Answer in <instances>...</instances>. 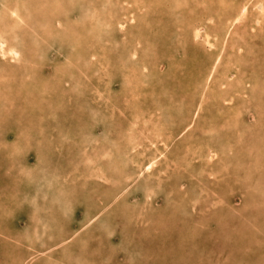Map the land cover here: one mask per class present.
I'll use <instances>...</instances> for the list:
<instances>
[{
  "label": "rangeland",
  "instance_id": "1",
  "mask_svg": "<svg viewBox=\"0 0 264 264\" xmlns=\"http://www.w3.org/2000/svg\"><path fill=\"white\" fill-rule=\"evenodd\" d=\"M24 1H27V3L24 4L22 8H20L18 15H19L20 19L23 18L25 22H19V20H16L14 18L12 19L11 17L9 18V15L11 13L9 11L10 10L9 8L14 6L16 4V1L4 0V2H5L4 6L3 7L0 6V8L5 9V10L1 9V13H0L1 14L0 15V30H2L3 33H4V31L6 32L5 37H7V38H5V39L6 40L8 39L7 40L8 44H12L14 41H16L15 42L16 45L21 47L20 51H21V54L23 57L20 60H24L23 62L21 61V62L17 63V73H14L16 75L15 78L19 79V77H22V81H24V83L25 82L28 83L29 81H31V82H35L34 84H37V83L40 84L42 82L41 81L42 77H44V78L50 77L49 79L47 78V82H49L51 88L54 90L53 93L56 92L54 94L55 95L54 98L53 97L51 98V100L54 102V105L56 106V107L54 106L55 109L53 110V113H55L56 115H59L60 113L61 114L59 116H56L55 114L53 116L52 115L51 116H45L44 115V116H41L39 118V117H37V116H40L39 115L40 113H39L38 115L34 116L36 121L34 118H33L34 122H33V119L31 120L33 125L28 124L29 121H26L27 119H25V118H28V120H29V117H27V116H30V119H31V117H33L30 109H28V106L30 104L29 105H27L25 103L23 104V101H21L19 98H17L18 96L15 95L14 87L10 84V82L8 83V81H10V80H8V75L5 76L6 78L3 77L4 74L2 73V69H3L2 68L3 67L2 66V60H11V59H3V56L0 54V65H1L0 66V80H1L0 81V86H1L0 92H2L4 95L8 92L7 96H4L2 93H0V101L3 102L5 100L4 103H1L3 105V107H2V105H0V111L4 115V117H0V120H1L0 126L2 125L1 126L2 128H0V145L1 146L3 145L2 147L0 146V203H3L7 207H13V206H10V204L12 205V202L10 200H9L10 203H8L9 202L8 198L11 195V193L14 195L17 191L18 194H20V191L23 192V190H25L28 187V186L27 187L22 186V183L24 181H26L25 180L26 179V176H25L26 171L24 169H20V170L18 169L17 170L15 168H11L10 166H8V163L12 157L11 153H13L11 151H13V149H14V152L17 150L18 151L17 153H19L21 151L19 149V146H21L22 144H24L23 146L31 147V150L28 153L29 155H27V156L25 155L24 158H27L28 162H30V164H28L29 168H27V170L32 169V172L29 174L33 175V177H31L32 178L31 184L33 186H35V184H36V186H35V189H36L37 184H38L37 179L39 178L38 174L40 175V173L43 171L44 174L51 175L52 173L51 174L49 173V171H51V164H52V166H54V163L59 160L58 159L59 157H63V156L65 157V160L62 161V166L65 165L66 161L72 160L71 157H75V159L76 158L79 159L77 156L80 154L81 147H79V145L77 144L76 139L74 142H72V144L74 146H72L71 144L66 145L64 142L62 144V142H61L63 139V137H61L62 133H63V135H65V134H67L66 132L70 133L75 128H76V132H77L78 127H83L84 131L86 130L87 134H88V129L91 127H94V132L97 135L96 138H99L100 141H97V143H96L94 140L91 141L88 139L89 142H87V139L84 140L85 143H87L89 145L90 149L91 150L93 149L92 151H95L96 149L101 148V145H104V144L107 145V147H109L110 144L113 146H118V143H119L121 146L122 144H124V142H123L125 139L124 133L128 129L127 124L132 121V118H135V113H136L135 110L136 109L138 110L137 115H140V116L142 115V117L150 118L152 120L153 124H155V121H161L163 123V122L170 121L172 119L173 122L170 124L169 128L171 129L172 128L171 125L173 124L175 131L177 130L174 133H177L179 130H181V125H182L181 124V120H182L181 118L186 117V115H189V114L185 113L184 109H183V112H181V114H178L174 108H173L174 112H172L173 113L172 114L171 113V106L169 104H167V102L173 103V101H175L177 99H183L185 102H187V100H188V104L185 106V108L188 111L190 110L189 108H192V102H193L194 106L197 104V101H196L197 100V95H196L197 94V87L195 86V82H196L195 80L197 78H199L198 76H201L204 73V71H205V70H203V69H205V68H203L205 65L204 61L209 57L208 55H210V52L213 50L210 47H208V45L204 44L201 39H199L197 41L193 40V38H192L193 36H191V33L189 31H188L189 33L187 32L188 29L185 25H187V26L189 25V27L196 25V26H199L202 30H203V28L205 29V27L215 29V28L221 27V26H219L220 24L226 23L225 20L226 19L228 20L229 18H231L232 15L234 16L239 10H244L243 9L244 6L245 7L247 6L248 10L250 8L249 12L244 11V15H245L244 18H240L238 21H233L232 22L233 27H231V28L229 27L230 32L232 34L234 33L237 35L236 38L238 37L237 40H238V42H240L241 47L243 48L238 56H235V57L232 56L230 59L231 60H234V59L235 60H241L240 63L238 64V67L240 68V70H239L240 72H238V74L241 75V72H244L246 74V76L249 77L250 79H253V78L255 79L256 76L257 77L259 76L258 77L259 84H256V86H254L255 87L254 92L252 93V94H254L256 92V94L254 95L255 98L253 99L251 97L250 101L247 103V106H246L247 108H245L246 111H245V109L242 110V113L240 115L241 122L239 123V125L236 128L230 127V124H228L227 115H224V110L226 109L224 104H218V102H217V104L212 103V105L209 103L204 104L201 112H199L200 114L202 113V115L199 114V116H198L199 118L196 120L197 122H195L196 125L198 123L197 126L195 125L196 135H195V133H193L194 134L193 140L194 141L197 140L196 141L197 143H200V144L207 143V145H209V144L213 145V143H215L214 146H215V148H218V149H220V147L223 146L224 143H227L229 140H230L229 142H232V141L234 143L239 142L237 144L238 146L236 145L237 147H235V145L233 146L234 152L232 150V152L229 153L231 155L230 156L227 155V160H226V158H225L226 156H224V154L220 155L219 158L217 157V159H224L225 162H227V161L229 162L228 166H227L228 167L227 170H224V172L222 171L221 174L218 175L219 179H217L218 176H217V178L214 179L213 177H209V176L207 177L206 174L201 175L199 172H198L199 174L196 172L197 168H199V163H198V162H200L199 157L194 158L192 160L193 161L192 167L190 169H186V170H184L183 168H177L173 162H170L169 166L166 167V169H165L166 170L165 171L166 174H164L165 176L160 175L159 173H157L155 171L156 174H155V177L153 178V181H154V179H157L158 176L159 177L162 176L163 180L161 183L162 187H161V189L156 190V194L152 198L153 203L151 205L147 206L145 203H143L144 198L141 197V195L139 193L140 190L137 189L138 192L135 190V188L138 185H140V181H137L136 183H133L132 188L130 187V189H132V190H131V193L129 195L123 194V196L118 198L117 203L115 202V204H113L112 206H109L110 209H109V211L105 212V215H108V218H110V219L116 218L119 221L118 225H121V226L124 225V227H126V229H125V232L121 231L122 234H120V232H114L112 235H108V233L105 231V229H100L101 226L100 225L98 226L99 221L96 222L95 224H93L92 227H90V225L89 226L82 225V224H84V222H81L83 220L82 219V216H83L82 211H83L84 203H85V200L83 198H88L95 203V199L97 198L95 192H105L106 196L110 197V196H112L113 193L118 192L119 189L117 187H114V186L112 187L110 184L108 185L107 183L102 184L101 182L100 183L94 182L90 178H88V179L85 178V173L83 172V171H85V166H81V164L78 166V168H75V169H72L73 166L71 163L68 166L66 164L67 167L66 166H64V167L67 170L66 172H68V175H67L68 178L66 179V182L62 184L64 187V190L68 191V188L70 186L74 185L75 188H73V189L75 191L76 196L81 197V195H82L83 197H81V199L78 198L74 204L75 209H76V216H74V215H73V217L71 216L72 219H69V220H71V222L68 221L65 223V226L68 230L67 231L64 230L65 231L64 233L66 234V237H67L69 242H67L66 245H62V246H63V250L65 249L64 250L65 252L63 254L66 253V256H64L63 260L66 263H70V264L72 263V261L73 262L75 261V264H76V260H74V257H76L79 264H95V263L104 264L105 262H106L105 264H114V263L115 264H117V263L123 264L122 261L124 262V264H130V263L131 264H134V263L139 264L141 262H142V264L144 262L147 264H155V263L158 264L159 262H160V264H161V262H165L162 264H167V263L169 264L170 262L172 264H175V263L178 264L179 262H180L179 264H264V238H262V237H264V229H263L264 228V198H263L264 196L262 195L263 196L262 197L259 192L257 193L258 190L254 191L255 189L254 190L250 189L252 185H251V183L247 177L249 175L244 173L243 171H241L243 166L246 167L248 165L250 167L252 177L254 176V179L257 177L256 183L258 185L261 184L258 187L261 188V186H263L262 190L264 191V185H262V184H264V181H262V180H264V179H262V178H264V175H261L262 171L264 172V169L262 168V167H264V157H263L264 156V153H263V149H264V133H263L264 132V103L262 104V106L258 107L259 110H258V108H256V114L253 113L254 109L252 108V107H254L253 105H254L256 99H258V98L262 99L263 98V100H264V76H263L264 75V15L259 14V11H258V9L260 8V1H263V0H251L252 2L250 0H226V2L228 4L225 3V0H221V1L220 0H218V1L217 0H196V1L195 0H186V2H187L186 7L187 8H184V6H183V9H181V10H178L176 8L177 6L172 5L173 0H164V2H163V0H159V4L154 6V7L150 3L153 0H138V2H139L138 5L141 4L140 6L141 7L143 6L141 8V10H142V12H145L146 15H144V17H142V19L138 21L136 28H134L133 23H129V24L126 23L124 25L127 29L125 28L126 30H122V31L125 32L123 34L127 35V39H136L137 40V38H139L140 42H138V44H137L136 40H134L135 42L130 41L131 44L128 42L127 44H129V45H127V46L125 45V43H122L126 47H129V49L124 48L125 50H123V46L120 45L121 42H123V41L121 40L122 38L120 39V35H122V33H121L122 31H120V29H119L120 27L118 26V23L123 22V20H125V18L128 19L129 17H131L132 14L135 15L136 8L132 5H128L129 8H125L123 6H122V8H120L121 7L120 0H71V1L70 0H58L59 1L58 6H57V4H55L53 2V0L52 1L51 0H44V1L34 0V1H36V3L33 0H24ZM75 1H76V3H74ZM191 1H193V2H191ZM216 1H217V3H216ZM253 1H255V2H253ZM77 2H79V3H77ZM53 3H54V5H53ZM94 3L97 5H94ZM70 4H72V5H70ZM203 4H207V5H203ZM236 4H239V5L237 6ZM248 4H250V6ZM32 5H33V7H32ZM111 5H112V7H111ZM146 5H148V7ZM251 6H252V9H251ZM41 7H42V9H41ZM55 7L58 8L57 13L55 12V10H56ZM149 8H151V10H148ZM215 9H217V10H215ZM226 9H228L227 11L229 13L227 12L228 13L227 14L226 11H223L226 14L225 15L222 12V10H226ZM31 10H32V12H31ZM72 10H73V12H72ZM185 10H188L187 13ZM208 10H210V11L208 12ZM212 10H215V12L214 11L212 12ZM5 11H7V12H5ZM113 11L117 12L119 15L117 13H113ZM253 11H255V12H253ZM67 12H68V14H67ZM69 12H70V15H69ZM140 12L141 11H136V16H138L140 14ZM203 13H205V14H203ZM231 13H232V15H231ZM89 14H90V16H89ZM201 15H204V17H202ZM64 16L65 17L67 16V17L65 18ZM93 16H94V18H93ZM95 16L100 17L102 19L100 22L101 24H99V21L96 22ZM223 17L226 19H224ZM256 17H258V18H256ZM56 18L60 19V26L56 25V21H55ZM208 18H211L214 21L210 22L208 20ZM29 19H30V21H29ZM111 20H113V21H111ZM78 21H81V22H78ZM86 21H87V23H86ZM18 23H19V25H18ZM96 24L98 26H100V28L101 27L103 28V32H101L100 35L98 33L95 34V30L93 29L94 26L97 27ZM107 24H112L114 26L111 25V27H112L111 28ZM138 24H140V25H138ZM16 25H18V26H16ZM67 26H68V28H67ZM237 26H239V27H237ZM234 28H236V29H234ZM21 30L24 32V34ZM73 30H75V31H73ZM130 30H132V31L130 32ZM232 30H233V32H232ZM72 31H73V35H72ZM241 32H243V33L241 34ZM15 33H17V34H15ZM48 33L54 34L53 36L60 35V37L62 38V41H61L62 43L58 40L55 41V42H57V43H55V46L57 45L59 48L57 46L56 47L53 46V47L48 48V45H45V46L43 45V43L41 41L43 40V38ZM21 34H23V35H21ZM66 35H67V38L65 39ZM69 35H70V37H69ZM111 35L115 39V41L117 40L116 43H115V41L113 42V44L107 43L109 41V38L111 37ZM63 36H64V39H63ZM201 36H202V34L200 35V37ZM243 36H245V37H243ZM230 37H232V36H230ZM10 38L12 39V42H11ZM119 39L121 41L120 44L118 43ZM75 40H76V42H75ZM71 41H73V42L71 43ZM100 41H101V44L105 47V49H103L102 48L103 46L101 44H99ZM180 41L184 42V44L181 46L177 44V42H180ZM103 42L105 44H103ZM36 43L38 44V47L36 46L37 45ZM68 43L71 44L70 47H69ZM78 43H80V44H78ZM85 43H88V44H85ZM87 45H89V46H87ZM42 46H44V47H42ZM135 46H137L138 48L136 47L137 48L136 49ZM45 47H47V50ZM67 47H68V49H67ZM131 47H133V50H135L137 53L135 58H132V60H134V59L136 60V58L138 59V57H139L138 60H144L145 62H147V61L151 62L152 61L153 64L149 62L150 64H152L149 68L150 69L153 68V69H151L153 71H154V69H156V70L154 71V73H153L154 75L152 77L147 76V74L146 75L143 74L145 77L140 76V75H138V77H137L135 75L137 78L135 76L133 78L134 79L136 78V83H135L136 85H137V81H138V83H140V84H138L139 87L138 86L136 87L134 85L133 88H131V89L129 88V90L131 92L130 91L127 92L124 88L122 89V87H121V84H123V80L121 79L122 76H120L121 71L119 72L118 69L120 70L119 60L123 61L126 58V56L128 54L127 50H129V51H130V49L132 50ZM99 48H102L105 51H103L102 49L100 50ZM139 48H141V49H139ZM117 49L120 53H118ZM48 50H49V52H47ZM52 50H53V53H52ZM226 50H227V47H225V52H227ZM81 51L82 52L84 51L85 53H81ZM43 52H46V53H43ZM122 53H124V56H122ZM119 54H120V56H118ZM116 56H117V58H116ZM39 57H40V59H39ZM65 58H67V61ZM75 59H76V61H75ZM112 59H114V60L112 61ZM208 59H210V58H208ZM77 60H81V62L79 63V61H77ZM87 60H91V61H87ZM43 61H44V63H43ZM82 61H83V64H81ZM154 61L156 64L154 63ZM86 62H89L90 65H87ZM53 63H55V64H53ZM126 63L130 65L129 61H127ZM38 64H39V66H38ZM68 64L71 66H69ZM131 64L133 66V63H131ZM171 64H173V65H171ZM202 64H204V65H202ZM258 64L261 68L258 66ZM40 65L42 67L44 65L45 66L41 69ZM84 65H85V67L88 66L89 70L86 71L88 73V74H86V77H88V75H90V78L88 77L89 79L84 78V80H82L84 82L83 83L84 88H82L81 93H80L75 88V86L70 85L71 83L68 82V80H69V78H70L69 76L71 75V72L73 70L79 71L78 68L80 66L84 67ZM168 65H170V66H168ZM252 65L254 67H252ZM64 66H65V68H64ZM72 66L74 69L71 68ZM139 67H140L139 65H136V68H139ZM170 67H172V68L170 69ZM104 68L106 70H104ZM168 68H169V70H168ZM23 69H24V71H23ZM54 69H56V70H54ZM8 70H10V69H8ZM60 70L61 71L63 70L64 76L62 75V72ZM40 71H42V72H40ZM262 71H263V73H262ZM22 72H23V74H26V77H24L22 75ZM91 73L92 74L94 73V75H92ZM235 73H237V72H235ZM97 74H98V77H101L105 81H107V79L110 76L111 80H110L109 86L111 88L109 87L110 89H108V92L105 91L103 84L101 83L102 81L98 80V78L96 76ZM118 74H120V75L118 76ZM65 75H67V76L65 77ZM91 75H92V77H91ZM169 75H170V77H169ZM39 76H41V77H39ZM139 76H140V79H139ZM235 76H236V78H238V75H235ZM58 77H61V78L63 77V80L61 78H59L61 80L60 81L58 79ZM186 77L188 80H186ZM1 78H3V79H1ZM92 78H93V80H92ZM64 79H67V80H64ZM90 79H91V81H90ZM160 79H161V81H160ZM192 79H193L194 84L192 83ZM238 79L235 81H238ZM50 80H52V82L56 83V84L59 82V84H57V86H54V88H53V85H51L52 83ZM140 80H142V82ZM173 80H174V82H173ZM255 81H256V79H255ZM90 82H93V83H90ZM98 82H99V85L96 84ZM189 83L192 85L188 88L187 85ZM8 84H10L11 87ZM7 85H8V87H7ZM5 86H6V89H5ZM92 86H94L96 89H99V90L102 89L103 92L101 90L100 93H95L93 91L94 88ZM186 86H187V88H186ZM105 87L107 89V86H105ZM134 87H136L135 90H134ZM2 88L5 91L2 90ZM55 88L56 89L58 88V89L55 90ZM192 88H193V90H192ZM120 89H122V90H120ZM171 89H172V93L170 95H171L172 99L169 100V99H167V93ZM184 89L190 90V91H188V90L186 91V92H189L188 93L189 95L196 93V94H194L195 96L191 97V95H190L189 97H181L182 95L180 94V92ZM88 91H90V93H92L93 97H91V94ZM113 91H114V93H113ZM117 91H118V93H116ZM76 92H77V94H76ZM84 92H86V93L88 92V93L85 94ZM134 92H135V94H134ZM120 93H121V95H119ZM124 93H125V95H123ZM144 93H146V94L144 95ZM163 93H165L166 96L163 95ZM10 94L12 96H10ZM56 94H57V96H56ZM68 94H70L69 95L70 97L68 96ZM82 94H85L86 96L82 95ZM103 94H105V95H103ZM32 95L34 96V94L29 93L30 99H32V97H33ZM76 95H77V97H76ZM89 95H90V97L87 100ZM108 95H110L111 98ZM173 95H174V97H173ZM150 96H151V98H150ZM177 96H179L180 98ZM9 97H10V99L8 100ZM80 97H83V98H80ZM84 97L86 98L87 102L85 101ZM101 97H103L104 99ZM165 97H166V101H165ZM74 98H75V100H73ZM134 98H137V99L134 100ZM157 98H159L158 100H160V101H158ZM2 99H3V101H2ZM114 99H115V102H114ZM144 99H145V101H143ZM231 99H232L231 100L232 105L233 104L235 105L236 102L241 101L240 98L239 97L237 98V96H235V95L231 96ZM82 100H84L83 104H82ZM111 100H112V103H111ZM67 101H69V102L67 103ZM141 101H142V103H141ZM10 102H12V104H10ZM220 102L221 101H219V103ZM61 103H62V105H61ZM77 104H79V105H77ZM24 105H26V106H24ZM74 105L76 107H74ZM92 105H94V106H92ZM237 105L240 106L241 103L240 104L238 103ZM85 106H86V108H85ZM62 107H63V110L61 109ZM92 107H94V108H92ZM177 107H179V106H177ZM29 108H30V106H29ZM140 108H141V110H140ZM16 109H17V111H15ZM128 109H129V111H128ZM217 109H220L222 111V113H221V111H218ZM260 109L262 112H260ZM92 110H94V112ZM103 110H105L106 112ZM64 111H66V113L67 112H69V113L66 114ZM97 111H99L101 117H98L99 115L95 116V115H97V113H96ZM122 111H123V113H122ZM216 111L218 113H216ZM26 112H30L31 114L30 113L28 114ZM75 112H77V114ZM114 113H115V116H114ZM6 114H8L9 116ZM62 114H63V116H62ZM111 114H112V117H110ZM226 114H228V113H226ZM243 114H244V116H243ZM14 115H16V116H14ZM131 115H134V116H131ZM176 115H177V117H176ZM222 115H224V116H222ZM11 116H13V117H11ZM24 116H26V117L24 118ZM118 116H119V118H118ZM126 116L128 117V119ZM81 117H83L85 120ZM55 118H56V120H55ZM86 118H87V123H86ZM188 118H189V116H188ZM11 119H13V120L11 121ZM41 119H43V120H41ZM44 119L47 121V123ZM50 119H52V120H50ZM111 119H113V120H111ZM22 120H23V122H22ZM98 120L102 121V124H100V122ZM256 120L259 121L260 123H262V122L263 123L262 124L259 123L257 126ZM4 121H6V122H4ZM37 122L39 125L37 124ZM65 122H67L69 125H67V123H65ZM75 122H76V124H74ZM82 122L83 123L85 122L86 124L84 123L83 124L84 126H83ZM96 122H98V123H96ZM22 123H24V126L26 125V127L21 126ZM43 123H45V124H43ZM72 123H73V125L70 127V125ZM95 123H96V126H95ZM89 124L91 127H89ZM103 124H104V126H103ZM240 124H241V127L242 126L244 127V129H243V127L242 128L240 127ZM244 124H246V126ZM39 126H41V128ZM65 126H67L66 127L67 129L65 128ZM102 126L104 127L105 131H104ZM224 126L226 128L227 127L228 128L226 129ZM31 127H34V128L31 130ZM125 127H127V128H125ZM208 127L210 129V134L213 130V132L211 134L213 136V138L210 134H206V132H204L202 134V130H205V131L209 130V129H207ZM248 127H249V129H248ZM257 127L259 129H261L262 131L259 130ZM5 128L7 129L8 133H7ZM26 128H27V133H26ZM178 128H180V129L178 130ZM150 129H151V127H150ZM242 129H243V131H242ZM251 129H253V130H251ZM219 130H220V133H218ZM239 130L242 132H244V130H246L247 132L246 133L244 132L246 135L244 133H242V134L244 136H249L248 137L249 139H251V136L253 134H255V137L257 136L256 131H259L260 136L263 137V138H261L260 136L259 137L257 136L259 138V142H257L258 141V139H256L257 137L251 141L252 144L255 146L254 150L255 151L257 150L256 153L259 152L258 153L259 155H257V160H256L257 164H253V163L250 164L251 162L254 161V159H252V158H250L252 161L249 160V156L251 153V151H249V149H252V148L250 146H248L247 139L244 138L243 135H241ZM20 131H21V133H20ZM23 131H24L23 134L25 135L26 138L22 134ZM31 131H32V133H31ZM86 131L84 132L85 136L87 135ZM102 131H104L103 132L104 134L101 133ZM106 131H108L109 134L105 133ZM222 131H223V133H222ZM13 132L14 133L19 132L18 134H20V136H19L20 140L15 141L13 139V137H14ZM33 132H34V134H33ZM165 132H167V131L165 130ZM236 132H238V133H236ZM27 134H29V135H27ZM30 134H31L33 142L31 141ZM37 134L40 136V138ZM77 134H79V135H77ZM77 134H75V135H77V139L79 136H80V138H82L79 131ZM113 134H114V136H113ZM237 134H240V135H237ZM205 135H207V136L205 137ZM103 136L105 137V141L103 139L104 138ZM108 136H110V138H108ZM111 136H113L112 139H111ZM209 136H211V137H209ZM218 136H220L219 137L220 139L218 138ZM41 137H42V141L40 142L39 140H41ZM4 138H5V140H4ZM27 138H29L30 140ZM33 138L36 140H33ZM48 138H49L48 141H50V138H51V141L49 142V144H47ZM215 138H217V139H215ZM106 139H107V141H106ZM204 139H207V140H204ZM237 139H238V141H237ZM239 139H240V141H239ZM245 139H246V141H245ZM225 140H226V142H225ZM260 140H263V141H260ZM10 141H12V142H10ZM38 141H39V143H38ZM116 141H118L117 145H116ZM189 141H190V138H188V136H184L183 134L175 137L174 140L172 142H170L169 150H168V152H166V155L170 159L169 161L173 160L171 157L173 155H176L177 152H178V154H180L182 152L185 153L186 149H184L185 148L184 144L189 142ZM243 141L245 142L244 144L242 143ZM13 142L14 143L16 142L15 145ZM25 142H27V143L25 144ZM59 142L62 144L63 147L67 146L66 151L64 150L63 153L61 152L62 149H60L61 145L58 144ZM17 143H20L21 145L18 146ZM257 143H258V146L256 147ZM242 144H243V148H242ZM4 145H6V146H4ZM259 145H262V146H259ZM45 146H46V148H45ZM3 147H5V149ZM9 147L10 148L12 147L11 150ZM77 148L79 149L78 153L75 152L77 150ZM46 149H48L47 153L45 152ZM74 149H75V151H74ZM2 150H3V153H1ZM35 150H36V152H34ZM91 150H90V153H91ZM140 150H142V149H140ZM58 151H60V153H62V155H59L60 153H58ZM67 151L69 152L68 154H67ZM252 151H253V149H252ZM81 155L82 154H80V158H82ZM7 157H9L8 158L9 160H7ZM41 157H42V160H41ZM236 157H237V159H236ZM34 158H35V161H34ZM50 158H52V159H50ZM187 158H188V160H190L192 158V156H191V158H189L187 155ZM197 158H199V160ZM228 158H230V159H228ZM195 159H196V161H195ZM217 159L213 161V163H212L213 166L215 163L219 164L218 161L220 162V160H217ZM258 159L261 161L260 162L261 166L258 164V161H259ZM38 160H40V163H37ZM139 161H140V159H139ZM144 161H143V163H144ZM23 162H25V160ZM25 163L27 164V162H25ZM59 163H60V161H59ZM20 164L24 165V164H22V162ZM240 167H241V169H240ZM258 167H259L258 170L259 171L261 170V173L258 175L252 173V169L254 168L253 172H255V168L257 169ZM126 168H128L127 170H129V171H135L134 165H131V164H129V166L125 165L124 171H127ZM210 168L214 169L213 167H210ZM229 169H230V172H228ZM107 170H108L109 174L113 177H117L119 175L116 171L113 170V167L112 168L110 167ZM157 170L159 172L162 171L159 169V167L157 168ZM13 172H14V174H13ZM73 172H74V174H73ZM77 173L79 174L78 176H77ZM233 173H235V174H233ZM197 174H198V177H197ZM14 175L16 176V178ZM199 176H201L200 177L201 179L199 178ZM220 176H221V178H220ZM206 177H207V179H206ZM196 178H198L197 181H196ZM86 179H87V182H85ZM202 179L205 181H203ZM258 179H260L261 181L260 180L258 181ZM4 180H6V182H3ZM199 181H200V183H199ZM202 181L204 184L202 183ZM215 182H217V183H215ZM212 183H214V184H212ZM9 184H10V186H9ZM215 184H217V185H215ZM222 184L225 186H223ZM19 185H20V187H19ZM201 185L202 186L204 185V186L202 187ZM178 186H180V187L178 188ZM218 186L221 187V189ZM84 187L90 188V191L92 193L91 192L86 193V191L84 190L85 189ZM195 187H197V188H195ZM216 187H218V188H216ZM198 188H199V190H201V188H204L205 190L204 189H202V190L204 192H208L207 195H205L206 193L205 194L201 193L199 195L200 196L199 198H201V199H199L200 200L199 206L202 203H203V205H201L202 207L209 206L208 204L210 203V201L212 202V199H213L212 196L215 197L216 194H217L216 196H220L223 199H226V201L228 200L229 196H231L229 201L232 203L233 208L238 210L237 213L242 212L244 214L240 216V214L235 213V215H234L235 217L233 216V219L235 221H238V222H231L229 218H227V219L223 218L224 220L221 219L219 221L218 220V218H219L218 213H217V215H214V210H216L218 207H219L218 209H220V210L224 209L225 212L224 211L223 212L226 215L228 213L227 208L229 206L225 207L223 205L224 207H221L220 205H222V204H220V205H216L215 207L210 206L213 208L209 207L210 209L208 208V210H207V208L202 209L201 207H198L195 211L192 210L190 207V204H188V201H189V199H191L193 197V194L195 192L196 193L194 195H196L198 192H200L198 190ZM56 189H60L59 186L56 185L55 190ZM222 189H224L225 191L224 190L222 191ZM64 190H62V191H64ZM194 190H196V191H194ZM215 191H216V194H215ZM37 193L40 194L39 192H37ZM184 193H186V195H184ZM89 195H91V196H89ZM207 196H209V198ZM42 197H39V199L37 198V200L41 203H44L50 196H48V197L46 196L45 198H44V196H42ZM41 198L43 201H41ZM60 198H63V196ZM186 198H188L187 201L185 200ZM206 198H208V199H206ZM53 199L55 200L56 198L53 197ZM251 199H252V204H250V208L248 209L245 206V203L247 204L246 201H249V200L251 202ZM261 199H262V202H261ZM1 200H3L4 202H1ZM6 200L8 202H6ZM49 200H51V198H49ZM207 200H209V202H207ZM15 201L16 202L19 201L18 202L19 208H23L22 210H26L28 213H30V211L32 210L31 205L28 206V201L26 200V198H24V196L22 198H18ZM21 202H23V203H21ZM85 204H87V203H85ZM23 205L25 206V208L22 207ZM256 205H258V206L260 205V207H258V206L256 207ZM5 206H3V207H5ZM121 207L128 209L127 214L124 213L122 215ZM199 208L201 210H203V213H202V211L199 212V210H198ZM245 208L247 210H245ZM258 208H259V210L261 208L262 209L259 211ZM47 209H48V207H47ZM129 209H130V211H129ZM256 209H257V211H256ZM2 210L4 211L5 209L0 208V211H2ZM138 210L140 211V214H138V212H137ZM211 210H212V212H211ZM94 211L97 212V208ZM182 212H183V214H182ZM49 213L55 214V212H52V211ZM248 213H249V215H251V218H247ZM134 214H135V216H134ZM142 214H143V216H140ZM154 214H156L157 216H155ZM159 214H160V216H159ZM210 214H211V217H210ZM215 214H216V211H215ZM236 214H237V216H239L238 220L236 218ZM97 215H98L97 218H99L101 216L100 214H97ZM221 215H223V214H221ZM258 215H259V217H257ZM47 216L49 217L50 215L47 214ZM66 216H67V218L70 217V215H66ZM24 217L25 216L23 215V212H21L17 215V217L15 216V219L13 221L10 220V222H7L8 221V219H7L6 222H2L4 224L3 228H5L4 230H7L8 232L4 233L5 234L4 237L0 236V241L5 240V243L3 242L2 245H0V264H21L22 260L26 256H28L29 253H31V251H32L31 247L35 251H38V253H35L34 259L31 261H27L26 264L27 263L28 264H56L57 263L56 261H55V263L53 261L52 262L48 261V257L47 258L45 257V256H47V253L43 254V252H42V251H44V250H42L43 249L42 247H47L46 246L47 243L49 245L51 242L54 241V235L53 234H56V231H58V229H59V228H55L52 225V222H57L56 218H54L53 216L49 217V218L47 217L48 220L50 219L49 222H51L50 223L51 226L47 227V229L44 228L43 232L39 231L37 233H34L35 231H33V227H32V225H33L32 223L34 221H31L30 217H27V218L26 217L24 218ZM128 217H130V218L133 217V222H131V221L127 222ZM256 217L258 218V220ZM28 218H29V220H28ZM156 218H157V220H156ZM177 218H178V220H177ZM153 219H155V220H153ZM215 219H216V221L214 222L213 220H215ZM123 220H124V222H123ZM193 220L199 221V223L198 222L195 223L196 221L194 222ZM28 221H30V222H28ZM140 221L141 222L143 221L144 223L143 222L141 223ZM176 221L178 223H176ZM192 221H193V223H191ZM201 221H203L204 223ZM184 222H186V223H184ZM9 224H10V226H9ZM29 224H30V226H29ZM142 224H144V225H142ZM188 224H189V226H188ZM191 224L193 226H195L197 229V230L196 229L194 230L193 234H190V232H188L192 226ZM70 225H71V228H70ZM145 225H149V226H145ZM197 225H199V226H197ZM240 225H242V226H240ZM257 225H260V226H257ZM26 226H28V227H26ZM262 226H263V228H262ZM77 227H79V229H78L79 233L76 236L71 237L70 236L71 233H69V232H71L70 229L77 228ZM9 228H11V229L9 230ZM40 228H42V227H40ZM40 228L38 230H40ZM154 228H156V230ZM19 229L21 232L19 231ZM186 230H188V231H186ZM129 231H131V232H129ZM198 231H200V232H198ZM134 232H135V234H134ZM164 232H165V234H164ZM31 233H32V235H31ZM47 233L50 235H48ZM129 233L131 235H127ZM143 233L146 236L147 235L148 236L147 237L144 236ZM155 233H157V234H155ZM185 233H187L186 236L189 237L188 239L191 238L190 240H188L187 237L185 239V235H184ZM196 233H198V234H196ZM58 234H59L60 238L63 235L62 232L59 233V231H58ZM179 234H180V236H179ZM214 235H216V236L214 237ZM222 235H223V237H222ZM242 235H244L245 237ZM206 236L208 237L207 239H206ZM219 236H221V237H219ZM28 237H29V240L31 238L33 240L31 239V241H29ZM123 237H124V239H123ZM211 237H212V239H211ZM217 237H219V238H217ZM25 238H26V240H28L27 242H26ZM37 238H39V239L37 240ZM94 238L96 241H94ZM148 238L152 241H150ZM180 238L182 240H180ZM222 238H223V240H222ZM34 239H36V240H34ZM40 239H42V240H40ZM121 239H122V242L119 241ZM145 239H146V242H148L147 244L145 243ZM224 239H225V241H224ZM137 240H139V241H137ZM164 240H165V242L163 243ZM210 240H211V242H210ZM216 240L218 241V243ZM36 241H37V243H36ZM174 241H175V244L172 243ZM203 241H205V242H203ZM206 241L208 243H206ZM92 242H94V245L96 243V245L93 246ZM113 242H114V244H113ZM127 242L129 244V246H128ZM152 242H155V243H152ZM213 242H215V244ZM230 242H231V244H230ZM32 243H35V244H32ZM104 243H105V245H104ZM142 243H143V245H142ZM161 243L163 245L162 251H161L162 247H161V245H159ZM170 243H171V246H170ZM183 243H185V244H183ZM40 244H42V246ZM157 244L160 248L157 247ZM201 244H203V245L201 246ZM39 245H40V247H39ZM100 245H101V247L103 246L104 248L105 247L106 248L104 249L102 247L100 249ZM107 245H109V246H107ZM132 245L136 246V247H133ZM146 245H148V247ZM173 245H174L175 250L173 248ZM213 245H214V248H213ZM131 246L133 247V249L131 248ZM229 246H232V247H229ZM89 247H91L90 248L91 250L89 249ZM109 247H110V249H109ZM111 247L115 251L114 252L115 254L112 253L113 250ZM120 247L122 248V250H120ZM155 247L159 248V249H156ZM168 247L170 249H168ZM171 247L173 249H171ZM230 248H231V250H230ZM69 249L72 251H70ZM125 249H126V252L124 251ZM143 249L144 250L146 249V250L142 251ZM180 249H182V250H180ZM86 250H89V251L86 252ZM99 250L101 252H99ZM107 250L109 252L111 250L112 251L109 253V252H107ZM139 250L141 251V253L146 252V254L144 253L145 256H141L144 254L143 253L141 254ZM147 250H149L150 253ZM169 250L170 251L174 250V252H176V253H174L173 251L170 253ZM75 251H76V253H75ZM105 251H106V253H105ZM160 251H161V253L164 251L165 254L169 251V253L166 254L167 257H164L165 254L164 253L160 254ZM221 251H223V252H221ZM57 252H58L57 249H53L52 254H54L55 259H57L58 256L61 255L60 253H57ZM98 252H99L98 256L95 257ZM103 252H104V256H103ZM116 252H118V254ZM100 253H102V254H100ZM108 253L110 255L112 253L111 257L108 255ZM136 253H137V256H136ZM155 253L158 254L160 259L158 258V256ZM38 254H41L42 256L38 255ZM138 254H139V257L143 258V260H142V258H138ZM147 254H149L150 257H148ZM99 255L100 256L102 255V257H100ZM114 255H116V256H114ZM230 255H233V256H230ZM152 256H153V258H151ZM175 256H176V258H175ZM177 256L179 259H177ZM67 257H68V259H67ZM86 257H88L89 259ZM91 257L93 258L92 260H91ZM99 257H100V259H99ZM161 257L165 260L164 261H163V259L161 260ZM83 258H86V260L89 263L87 261H85V259H83ZM108 258H109V261H107ZM111 258H113V260ZM166 258H168V260H166ZM214 258H216V259H214ZM219 258H221V259H219ZM225 258H226V260H225ZM126 259L127 260L129 259V261H128L129 263L125 262ZM139 259H141V260L138 263ZM175 259H177L179 262H177ZM107 262H110V263H107ZM57 264H59V263H57Z\"/></svg>",
  "mask_w": 264,
  "mask_h": 264
},
{
  "label": "bare ground",
  "instance_id": "2",
  "mask_svg": "<svg viewBox=\"0 0 264 264\" xmlns=\"http://www.w3.org/2000/svg\"><path fill=\"white\" fill-rule=\"evenodd\" d=\"M13 1H16V4L14 5V6H12V7H10L9 9V11L11 12L10 13V15H9V18L11 17L12 19L14 18V19H16V20H19V22H25L24 21V19L22 18V19H20V17H19V15H18V12H19V10H20V8H22L23 7V5L24 4H26L27 3V1H24V0H13ZM34 1V0H33ZM40 1H44V0H40ZM52 1V0H51ZM71 1V0H70ZM196 1V0H195ZM218 1V0H217ZM217 1H216V3H217ZM221 1V0H220ZM251 1V0H250ZM35 3H36V1H34ZM53 2L55 3V4H57V6L59 5L58 4V0H53ZM112 2V1H111ZM110 2V3H111ZM120 5H121V7L120 8H122V6L123 7H125V8H129L128 7V5H132V6H134L135 8H136V11H141L142 12V10H141V8L143 7H141L140 5H138V0H120ZM163 2H164V0H163ZM162 2V3H163ZM191 2H193V1H191ZM199 2V1H198ZM204 2V1H203ZM206 2V1H205ZM210 2V1H209ZM223 2V1H222ZM242 2V1H241ZM245 2V1H244ZM252 2V1H251ZM253 2H255V1H253ZM54 3H53V5H54ZM71 3V2H70ZM74 3H76V1L74 2ZM77 3H79V2H77ZM151 4H152V6L154 7V6H156V5H158L159 4V0H153V1H151L150 2ZM202 3V2H201ZM225 3H227L226 2V0H225ZM230 3V2H229ZM238 3V2H237ZM4 4H5V2H4V0H0V6H4ZM81 4V3H80ZM119 4V3H118ZM224 4V3H223ZM228 4V3H227ZM70 5H72V4H70ZM82 5V4H81ZM94 5H97V4H95L94 3ZM113 5V4H112ZM112 5H111V7H112ZM149 5V4H148ZM148 5H146L147 7H148ZM161 5V4H160ZM159 5V6H160ZM172 5L173 6H177L176 8L178 9V10H181V9H183V6H184V8H187L186 7V5H187V2H186V0H173V2H172ZM203 5H207V4H203ZM220 5V4H219ZM237 6L239 5V4H236ZM243 5V4H242ZM249 6H250V4H248ZM19 6V7H18ZM27 6V5H26ZM35 6V5H34ZM236 6V7H237ZM241 6V5H240ZM239 6V7H240ZM255 6V5H254ZM32 7H33V5H32ZM46 7V6H45ZM114 7V6H113ZM222 7V6H221ZM235 7V6H234ZM242 7V6H241ZM240 7V8H241ZM258 7V6H257ZM152 8V7H151ZM151 8H149L148 10H151ZM220 8V7H219ZM259 8V7H258ZM1 9H3V8H0V13H1ZM24 9V8H23ZM28 9V8H27ZM41 9H42V7H41ZM55 9L57 10H55V12L57 13L58 12V8H56L55 7ZM176 9V10H177ZM218 9V8H217ZM217 9H215V10H217ZM243 9L244 10H239L234 16L232 15V13H231V15H232V17L231 18H229L228 20L226 19V18H224V19H226L225 20V22L226 23H222V24H220L219 26H221V27H218V28H215V29H211V28H207V27H205V29L203 28V30L199 27V26H196V25H194V26H191V27H189V25L187 26V25H185L186 27H187V32L189 31L190 33H191V36H193L192 38H193V40H195V41H197V40H199V39H201L202 41H203V43L204 44H206V45H208V47H210L211 49H213L211 52H210V55H208L209 57L208 58H210V59H206L205 61H204V64H202V65H204V67L203 68H205V69H203V70H205L204 71V73L201 75V76H198L199 78H197L194 82H195V86L197 87V94L196 93H193V94H190L191 95V97L192 96H195L194 94H196L197 95V104L194 106L193 105V102H192V108H189L190 110L188 111L186 108H185V106L188 104V100H187V102H185L183 99H177V100H175V101H173V103H169V102H167V104H169L170 106H171V113L172 112H174L173 111V108L175 109V111L178 113V114H181V112H183V109L185 110V113H187V114H189V115H186V117H182L181 119V130H179L180 128H178V132L177 133H174V132H176L175 131V129H174V127H173V124L171 125L172 126V128L170 129L169 127H170V124L173 122V120L171 119L170 121H167V122H161V121H155V124H153L152 123V120L150 119V118H145V117H142V115L140 116V115H137V112H138V110L136 109L135 110V118H132V121L130 122V123H128L127 125H128V129L126 130V132L124 133L125 135H124V144H122L121 146H120V144L118 143V141H116V145H117V143H118V146H113V145H109V147H107V145H101V148H98V149H96L95 151H92L91 149H90V147H89V145L87 144V143H85V141L84 140H86L87 139V142H89L88 141V139L89 140H94L96 143H97V141H100L99 140V138H96L97 137V135H96V133L94 132V127H91L90 126V124H89V127H91V128H89L88 129V134H87V131H86V136H85V134H84V129H83V127H78L77 128V132H76V128L75 129H73L70 133H68V132H66L67 134H65V135H63V133H62V136L61 137H63V139H62V144H63V142L66 144V145H68V144H71L72 146H74L73 144H72V142H74L75 141V139H76V141H77V144L79 145V147H81V151H80V154H82L81 155V157L82 158H80V154L77 156L79 159H75V157H71V159L72 160H70V161H66V163H65V165L64 166H66V164H67V166L71 163L72 164V169H75V168H78V166L81 164V166H85V171H83L84 173H85V178H90L92 181H94V182H101L102 184L103 183H107L108 185L110 184L112 187L114 186V187H117L118 189H119V191L118 192H116V193H113L112 194V196H110V197H107L106 196V193L105 192H95V194H96V196H97V198L95 199V203L92 201V200H90V199H88V198H83L84 200H85V203H87V204H85L84 203V208H83V211H82V214H83V216H82V221L81 222H84V224H82V225H86V226H89L90 225V227H92L93 226V224H95L96 222H98V226L100 225L101 227H100V229H105V231L108 233V235H112L114 232H120V234H122L121 233V231H124L125 232V229H126V227H124V225L123 226H121V225H118L119 223V221L116 219V218H112V219H110V218H108V215H105V212H107V211H109V206H112L113 204H115V202L117 203L118 202V198H120L121 196H123V194L125 195V194H130L131 193V190L132 189H130V187L132 188V185H133V183H136L137 181H140V185H138L136 188H135V190L138 192V190H140L139 191V193H140V195H141V197H143L144 199H143V203H145L147 206L148 205H151L152 203H153V196H155V194H156V190L157 189H161V187H162V176H158V178L157 179H154V181H153V178L155 177V171L157 172V173H159L160 175H164V174H166V167H168L169 166V164H170V162H173L174 163V165L177 167V168H183L184 170H186V169H190L191 167H192V163H193V159L194 158H196V157H199L200 158V162H198L199 163V168H197V170H196V172L198 173H200L201 175L202 174H206V176L208 177H213L214 179L215 178H217V176L218 175H220L221 174V172L223 171L224 172V170H227V166H228V161L227 162H225V160L224 159H217V157L219 158L220 157V155H222V154H224V156H226L225 158H226V160H227V155H231V154H229L230 152H232V150H233V146L235 145V147H237L238 145V143H234L233 141L232 142H229L228 140V142L227 143H224L223 144V146H221L220 147V149H218V148H215V143H213V145H207V143H203V144H200V143H197L196 141H194L193 140V133H195V125H196V123L195 122H197L196 120L199 118L198 116H199V112H201V110H202V108H203V106H204V104H211L212 105V103L213 104H217V102H218V104H224L225 105V107H226V109L224 110V115H227V119H228V124H230V127H233V128H236L238 125H239V123L241 122V118H240V115H241V113H242V110L243 109H245V108H247L246 106H247V103L250 101V99H251V97L254 99L255 97H254V95L256 94V92L254 93V94H252L253 92H254V86H256V84H259V80H258V77L256 76V81H255V79L253 78V79H250L249 77H247L246 76V74L244 73V72H241V75L240 74H238V72H240L239 70H240V68L238 67V64L240 63V61L241 60H231L230 58L232 57V56H238L239 54H240V52L242 51V47H241V44H240V42H238V40H237V38H236V34H232L231 32H230V28L231 27H233L232 26V22L233 21H238L240 18H244V11H248L249 12V10H250V8H249V10H248V8H247V6L245 7H243ZM247 9V10H246ZM251 9H252V6H251ZM3 10H5V9H3ZM33 10V9H32ZM32 10H31V12H32ZM49 10V9H48ZM77 10V9H76ZM95 10V9H94ZM98 10V9H97ZM215 10H212V12L214 11L215 12ZM228 9H226V10H222V12L223 11H226V13L228 12L227 11ZM231 10V9H230ZM257 10V9H256ZM30 11V10H29ZM80 11V10H79ZM78 11V12H79ZM96 11V10H95ZM136 11H135V15H131V17H129L128 19L127 18H125V20H123V22H119L118 23V26L120 27H118L119 29H120V31H122V30H126L127 28L125 27V25L124 24H126V23H133V26H134V28H136L137 27V23H138V21L139 20H141L142 19V17H144V15H146L145 14V12H140V14L138 15V16H136ZM186 11V13H187V11L188 10H185ZM205 11V10H204ZM210 10H208V12H209ZM258 11H259V14H261V15H264V0L263 1H260V8L258 9ZM5 12H7V11H5ZM72 12H73V10H72ZM77 12V13H78ZM99 12V11H98ZM104 12V11H103ZM119 12V11H118ZM207 12V11H206ZM251 12V11H250ZM253 12H255V11H253ZM24 13V12H23ZM113 13H117V12H114L113 11ZM121 13V12H120ZM224 13V12H223ZM229 13V12H228ZM227 13V14H228ZM246 13V12H245ZM62 14V13H61ZM67 14H68V12H67ZM97 14V13H96ZM118 14V13H117ZM122 14V13H121ZM203 14H205V13H203ZM225 14V13H224ZM1 15V14H0ZM24 15V14H23ZM37 15V14H36ZM69 15H70V12H69ZM92 15V14H91ZM98 15V14H97ZM114 15V14H113ZM119 15V14H118ZM117 15V16H118ZM222 15V14H221ZM226 15V14H225ZM33 16V15H32ZM89 16H90V14H89ZM105 16V15H104ZM202 17H204V15H201ZM224 16V15H223ZM24 17V16H23ZM37 17V16H36ZM39 17V16H38ZM65 17V16H64ZM67 17V16H66ZM65 17V18H66ZM96 17V16H95ZM116 17V16H115ZM123 17V16H122ZM121 17V18H122ZM93 18H94V16H93ZM256 18H258V17H256ZM45 19V18H44ZM86 19V18H85ZM84 19V20H85ZM106 19V18H105ZM101 18L100 17H96V22L97 21H99V24H101L100 22H101ZM202 20V19H201ZM208 20L210 21V22H213L214 20H212L211 18H208ZM29 21H30V19H29ZM33 21V20H32ZM55 21H56V25H58V26H60V19L59 18H56L55 19ZM69 21V20H68ZM95 21V20H94ZM107 21V20H106ZM111 21H113V20H111ZM48 22V21H47ZM78 22H81V21H78ZM90 22V21H89ZM49 23V22H48ZM65 23V22H64ZM86 23H87V21H86ZM94 23V22H93ZM110 23V22H109ZM17 24V23H16ZM66 24V23H65ZM92 24V23H91ZM195 24V23H194ZM238 24V23H237ZM18 25H19V23H18ZM18 25H16V26H18ZM27 25V24H26ZM62 25V24H61ZM97 25V24H96ZM108 26H110L111 27V25L112 24H107ZM106 25V26H107ZM138 25H140V24H138ZM193 25V24H192ZM252 25V24H251ZM93 26V25H92ZM102 26V25H101ZM112 26H114V25H112ZM236 26V25H235ZM253 26V25H252ZM70 27V26H69ZM98 27V28H97ZM97 27H95L94 26V30H95V34L96 33H98L99 35H100V33L101 32H103V28L101 27L100 28V26H98L97 25ZM230 27V28H229ZM237 27H239V26H237ZM17 28V27H16ZM50 28V27H49ZM67 28H68V26H67ZM76 28V27H75ZM112 28V27H111ZM110 28V29H111ZM126 28V29H125ZM132 28V27H131ZM244 28V27H243ZM25 29V28H24ZM108 29V28H107ZM116 29V28H115ZM133 29V28H132ZM234 29H236V28H234ZM39 30V29H38ZM70 30V29H69ZM76 30V29H75ZM75 30H73V31H75ZM78 30V29H77ZM93 30V31H94ZM137 30V29H136ZM135 30V31H136ZM22 31V30H21ZM28 31V30H27ZM71 31V30H70ZM73 31H72V35H73ZM113 31V30H112ZM128 31V30H127ZM132 30H130V32H131ZM134 31V32H135ZM139 31V30H138ZM16 32V31H15ZM23 32V31H22ZM55 32V31H54ZM53 32V33H54ZM105 32V31H104ZM188 32V33H189ZM232 32H233V30H232ZM249 32V31H248ZM5 31H4V33H3V31L2 30H0V54L3 56V59H11V60H2V73L4 74V78H6L5 76L6 75H8V80H10V81H8V83L10 82V84L14 87V93H15V95H17L18 97L17 98H19L21 101H23V104L25 103V104H27V105H29L30 106V108H29V106H28V109H30V111H31V113H32V115H33V117H31V119H30V116H27V117H29V120H28V118H25L26 116H24V118L25 119H27L26 121H29L28 122V124H31V125H33L32 124V122H31V120L34 118V116L35 115H38L39 113V115L40 116H37V117H41V116H53L55 113H53V110L55 109L54 108V102L51 100V98L53 97L54 98V94L56 93H53V89L51 88V86H50V84H49V82H47V78L48 77H42L41 79V83L40 84H34L35 82H31V81H29L28 83H24V81H22V77H19V79H16L15 77H16V75L14 74V73H17V63H19V62H23L24 60H20L23 56H22V54H21V47L20 46H18V45H16V41H14L12 44H8L7 43V40L5 39V38H7V37H5L6 35H5ZM59 33V32H58ZM62 33V32H61ZM114 33V32H113ZM122 33V35H120V39L123 41V42H121L120 41V39H119V44H120V42H121V46H123V50H125L124 48H127V49H129V47H126L127 45H129V44H127L128 42L130 43V41H134V40H136V39H127V35H125V34H123V33H125V32H121ZM120 33V34H121ZM127 33V32H126ZM133 33V32H132ZM237 33V32H236ZM243 32H241V34H242ZM250 33V32H249ZM252 33V32H251ZM15 34H17V33H15ZM23 34H24V32H23ZM23 34H21V35H23ZM69 34V33H68ZM76 34V33H75ZM94 34V33H93ZM109 34V33H108ZM202 34V36L200 37V35ZM54 34H50V33H48L44 38H43V40L41 41L42 43H43V45L45 46V45H48V48L49 47H53V46H55V43H57V42H55V41H62V38L60 37V35H55V36H53ZM79 35V34H78ZM137 35V34H136ZM189 35V34H188ZM138 36V35H137ZM230 36H232V37H230ZM239 36V35H238ZM242 36V35H241ZM240 36V37H241ZM247 36V35H246ZM42 37V36H41ZM69 37H70V35H69ZM72 37V36H71ZM98 37V36H97ZM109 37V36H108ZM107 37V38H108ZM118 37V36H117ZM124 37V38H123ZM243 37H245V36H243ZM26 38V37H25ZM67 38V35L65 36V39ZM80 38V37H79ZM95 38V37H94ZM242 38V37H241ZM11 39V38H10ZM30 39V38H29ZM33 39V38H32ZM63 39H64V36H63ZM74 39V38H73ZM243 39V38H242ZM99 40V39H98ZM106 40V39H105ZM126 42H125V41ZM103 41V40H102ZM115 41V39L112 37V35H111V37L109 38V41L107 42V43H110V44H113V42ZM117 41V40H116ZM116 41H115V43H116ZM262 41V40H261ZM10 42V41H9ZM11 42H12V39H11ZM37 42V41H36ZM73 41H71V43H72ZM75 42H76V40H75ZM74 42V43H75ZM80 42V41H79ZM85 42V41H84ZM135 42V41H134ZM138 42H140V40H139V38H137V40H136V43L138 44ZM33 43V42H32ZM62 43V42H61ZM70 43V42H69ZM68 43V45H69V47H70V45L71 44H69ZM89 43V42H88ZM88 43H85V44H88ZM106 43V44H107ZM117 43V44H118ZM122 43H125V45L124 44H122ZM37 44V43H36ZM41 44V43H40ZM67 44V43H66ZM65 44V45H66ZM78 44H80V43H78ZM99 44H101V41L99 42ZM103 44H105L104 42H103ZM109 44V45H110ZM118 44V45H119ZM131 44V43H130ZM177 44L178 45H183L184 44V42H182V41H180V42H177ZM102 45V44H101ZM108 45V46H109ZM37 47H38V44L36 45ZM44 46H42V47H44ZM57 46V45H56ZM55 46V47H56ZM80 46V45H79ZM83 46V45H82ZM86 46V45H85ZM87 46H89V45H87ZM103 46V45H102ZM111 46V45H110ZM117 46V45H116ZM138 46V45H137ZM137 46H135V48L137 47ZM58 47V46H57ZM62 47V46H61ZM101 47V46H100ZM183 47V46H182ZM181 47V48H182ZM225 47H227V52H225ZM259 47V46H258ZM46 48V50H47V47H45ZM59 48V47H58ZM57 48V49H58ZM103 49H105V47L103 46L102 47ZM102 48H99L100 50L102 49ZM111 48V47H110ZM132 48V50L130 49V51L129 50H127L128 51V54H127V56H126V58L122 61V60H119V66H120V70L118 69V71L120 72L121 71V75L120 74H118V76L120 75V76H122V80H123V84H121V87H122V89L124 88L127 92L128 91H130L129 90V88L131 89V88H133V86L135 85L136 87L138 86L139 87V85L138 84H140V83H138V81H137V85L135 84L136 83V78L138 77V75H140V76H143V77H145L143 74H147V76H153L154 74V71L156 70V69H154V71L153 70H151V69H153V68H149L152 64H153V62L151 61H149L150 63H152V64H150L148 61L147 62H145L144 60H138L139 59V57H138V59L136 58V60L134 59V60H132V58H135V56L137 55V53H136V51L135 50H133V47H131ZM138 48V47H137ZM136 48V49H137ZM180 48V47H179ZM256 48V47H255ZM38 49V48H37ZM52 49V48H51ZM50 49V50H51ZM67 49H68V47H67ZM70 49V48H69ZM102 49V50H103ZM139 49H141V48H139ZM176 49V48H175ZM183 49V48H182ZM45 50V51H46ZM71 50V49H70ZM110 50V49H109ZM215 50V51H214ZM37 51V50H36ZM79 51V50H78ZM103 51H105V50H103ZM117 51H118V49H117ZM116 51V52H117ZM47 52H49V50L47 51ZM51 52V51H50ZM62 52V51H61ZM60 52V53H61ZM80 52V51H79ZM114 52V51H113ZM126 52V51H125ZM43 53H46V52H43ZM52 53H53V50H52ZM81 53H85L84 51L82 52L81 51ZM105 53V52H104ZM108 53V52H107ZM118 53H120L119 51H118ZM48 54V53H47ZM56 54V53H55ZM77 54V53H76ZM80 54V53H79ZM81 55V54H80ZM104 55V54H103ZM126 55V54H125ZM46 56V55H45ZM111 56V55H110ZM114 56V55H113ZM118 56H120V54L118 55ZM122 56H124V53H122ZM34 57V56H33ZM47 57V56H46ZM45 57V58H46ZM105 57V56H104ZM103 57V58H104ZM115 57V56H114ZM116 58H117V56H116ZM144 58V57H143ZM15 59V60H14ZM37 59V58H36ZM39 59H40V57H39ZM47 59V58H46ZM62 59V58H61ZM66 59V61H67V58H65ZM71 59V58H70ZM154 59V58H153ZM104 60V59H103ZM114 59H112V61H113ZM147 60V59H146ZM155 60V59H154ZM52 61V60H51ZM75 61H76V59H75ZM77 61H79V63L81 62V60H77ZM87 61H91V60H87ZM127 61H129V63L131 62V63H133V66H132V64L130 63V65L129 64H127L126 62ZM157 61V60H156ZM193 61V60H192ZM164 62V61H163ZM43 63H44V61H43ZM48 63V62H47ZM46 63V64H47ZM51 63V62H50ZM65 63V62H64ZM63 63V64H64ZM100 63V62H99ZM114 63V62H113ZM126 63V64H125ZM154 63H155V61H154ZM259 63V62H258ZM40 64V63H39ZM39 64H38V66H39ZM53 64H55V63H53ZM61 64V63H60ZM71 64V63H70ZM76 64V63H75ZM81 64H83V61H82V63ZM85 64V63H84ZM86 64L87 65H90V63L89 62H86ZM108 64V63H107ZM156 64V63H155ZM57 65V64H56ZM67 65V64H66ZM69 65V64H68ZM73 65V64H72ZM116 65V64H115ZM136 65H139L140 67L139 68H136ZM171 65H173V64H171ZM175 65V64H174ZM1 66V65H0ZM41 66V65H40ZM45 66V65H44ZM43 66V67H44ZM50 66V65H49ZM59 66V65H58ZM69 66H71V65H69ZM167 66V65H166ZM168 66H170V65H168ZM244 66V65H243ZM258 66H259V64H258ZM31 67V66H30ZM42 66L40 67L41 69L43 68ZM78 67V66H77ZM103 67V66H102ZM252 67H254L253 65H252ZM260 67V66H259ZM64 68H65V66H64ZM72 69H74L73 68V66L71 67ZM70 68V69H71ZM162 68V67H161ZM167 68V67H166ZM172 67H170V69H171ZM174 68V67H173ZM261 68V67H260ZM8 69H10V70H8ZM52 69V68H51ZM71 69V70H72ZM79 71L78 70H73L72 72H71V75L69 76L70 78H69V80H68V82H70L71 84L70 85H72V86H75V88L78 90V92H80L81 93V90H82V88H84L83 87V81L82 80H84V78H90V75H88V77H86V74H88L86 71L87 70H89L88 69V66H86L85 67V65H84V67L83 66H80L79 68ZM108 69V68H107ZM113 69V68H112ZM54 70H56V69H54ZM70 70V71H71ZM104 70H106L105 68H104ZM110 70V69H109ZM168 70H169V68H168ZM23 71H24V69H23ZM32 71V70H31ZM43 71V70H42ZM42 71H40V72H42ZM61 71V70H60ZM161 71V70H160ZM62 72V75L64 76V74H63V70L61 71ZM96 72V71H95ZM170 72V71H169ZM235 72H237V73H235ZM257 72V71H256ZM114 73V72H113ZM168 73V72H167ZM175 73V72H174ZM259 73V72H258ZM262 73H263V71H262ZM34 74V73H33ZM38 74V73H37ZM43 74V73H42ZM68 74V73H67ZM92 74V73H91ZM171 74V73H170ZM173 74V73H172ZM176 74V73H175ZM22 75L24 76V77H26V74H23V72H22ZM35 75V74H34ZM69 75V74H68ZM92 75H94V73L92 74ZM92 75H91V77H92ZM110 75V74H109ZM137 77H136V76ZM166 75V74H165ZM235 75H238V78L240 79H238V78H236V76ZM67 75H65V77H66ZM97 76V78H98V80H100V81H102L101 83L103 84V87H104V89H105V91L106 92H108V89H110L111 87L109 86L110 84V76H109V78L107 79V81H105L104 79H102L101 77H98V74L96 75ZM115 76V75H114ZM136 77L135 79L133 78V77ZM140 76H139V79H140ZM146 76V77H147ZM173 76V75H172ZM176 76V75H175ZM264 76V75H263ZM39 77H41V76H39ZM57 77V76H56ZM113 77V76H112ZM169 77H170V75H169ZM174 77V76H173ZM50 78V77H49ZM48 78V79H49ZM53 78V77H52ZM59 78H61V77H58V79ZM88 78V79H89ZM119 78V77H118ZM194 78V77H193ZM1 79H3V78H1ZM26 79V78H25ZM62 80H63V77L61 78ZM162 79V78H161ZM161 79H160V81H161ZM238 79V81H235V80H237ZM60 80V79H59ZM64 80H67V79H64ZM92 80H93V78H92ZM97 80V81H98ZM119 80V79H118ZM121 80V81H122ZM186 80H188L187 79V77H186ZM1 81V80H0ZM5 81V80H4ZM22 81V82H21ZM49 81V80H48ZM51 81V85H53V88H54V86H57V84H59V82L56 84V83H53L52 82V80H50ZM61 81V80H60ZM90 81H91V79H90ZM114 81V80H113ZM141 82H142V80H140ZM145 81V80H144ZM172 81V80H171ZM119 82V81H118ZM173 82H174V80H173ZM2 83V82H1ZM90 83H93V82H90ZM95 83V82H94ZM100 83V84H101ZM144 83V82H143ZM172 83V82H171ZM192 83H193V79H192ZM4 84V83H3ZM10 84H8V85H10ZM97 85H99V82L98 83H96ZM173 84V83H172ZM194 84V83H193ZM6 85V84H5ZM8 85H7V87H8ZM11 85H10V87H11ZM88 85V84H87ZM178 85V84H177ZM192 84H188L187 86H188V88L191 86ZM71 86V87H72ZM105 86H107V89H106V87ZM161 86V85H160ZM187 86H186V88H187ZM1 87V86H0ZM3 87V86H2ZM9 87V88H10ZM12 87V88H13ZM40 87V88H39ZM87 87V86H86ZM94 89H93V91L95 92V93H100L101 92V90H99V89H96L94 86H92ZM101 87V86H100ZM110 87V88H109ZM136 87H134V90H135V88ZM181 87V86H180ZM179 87V88H180ZM195 87V88H196ZM174 88V87H173ZM5 89H6V86H5ZM58 89V88H57ZM56 88H55V90H57ZM122 89H120V90H122ZM2 90H4L3 88H2ZM76 90V91H77ZM140 90V89H139ZM188 90V89H187ZM187 90H182L181 92H180V94L182 95L181 97H189L190 95L188 94L189 92H186ZM192 90H193V88H192ZM5 91V90H4ZM92 91V90H91ZM178 91V90H177ZM188 91H190V90H188ZM89 93H90V91H88ZM87 92V93H88ZM102 92H103V90H102ZM122 92V91H121ZM131 92V91H130ZM139 92V91H138ZM232 92V93H231ZM0 93H2V92H0ZM17 93V94H16ZM29 93H32V94H34V96L32 97V99H30V96H29ZM61 93V92H60ZM85 94H87L86 92H84ZM94 93V94H95ZM113 93H114V91H113ZM116 93H118V91L116 92ZM140 93V92H139ZM148 93V92H147ZM172 93V89L170 90V91H168V93H167V99H169V100H171L172 99V97H171V94ZM3 94V93H2ZM7 94H8V92L4 95V96H7ZM12 94V93H11ZM10 94V96H12ZM76 94H77V92H76ZM85 94H82V95H85ZM91 94V97H93V95H92V93H90ZM134 94H135V92H134ZM146 93H144V95H145ZM150 94V93H149ZM174 94V93H173ZM2 95V96H3ZM70 94H68V96H69ZM103 95H105V94H103ZM119 95H121V93L119 94ZM123 95H125V93L123 94ZM143 95V96H144ZM163 95H165V93H163ZM233 95H235V96H237V98L239 97L240 98V102H236L237 104L239 103H241V105L239 106V105H237L236 103H235V105L233 104L232 105V102H231V96H233ZM3 96V97H4ZM56 96H57V94H56ZM62 96V95H61ZM79 96V95H78ZM86 96V95H85ZM95 96V95H94ZM108 96H110V95H108ZM141 96V95H140ZM149 96V95H148ZM166 96V95H165ZM250 96V97H249ZM2 97V98H3ZM36 97V98H35ZM63 97V96H62ZM70 97V96H69ZM76 97H77V95H76ZM89 97H90V95L88 96V98H87V100L89 99ZM96 97V96H95ZM117 97V96H116ZM120 97V96H119ZM160 97V96H159ZM173 97H174V95H173ZM177 97H179V96H177ZM79 98V97H78ZM80 98H83V97H80ZM85 98V97H84ZM101 98H103V97H101ZM110 98H111V96H110ZM118 98V97H117ZM142 98V97H141ZM140 98V99H141ZM144 98V97H143ZM146 98V97H145ZM150 98H151V96H150ZM149 98V99H150ZM180 98V97H179ZM4 99V98H3ZM3 99H2V101H3ZM10 99V97L8 98V100ZM12 99V98H11ZM18 99V100H19ZM104 99V98H103ZM137 98H134V100H136ZM153 99V98H152ZM159 98H157V100H158ZM235 99V98H234ZM55 100V99H54ZM57 100V99H56ZM60 100V99H59ZM73 100H75V98L73 99ZM78 100V99H77ZM87 100H86V98H85V101L87 102ZM94 100V99H93ZM99 100V99H98ZM106 100V99H105ZM109 100V99H108ZM126 100V99H125ZM124 100V101H125ZM163 100V99H162ZM5 101V100H4ZM4 101L3 102H1L0 101V105H2L1 103H4ZM83 101L84 100H82V104H83ZM92 101V100H91ZM119 101V100H118ZM123 101V102H124ZM143 101H145V99L143 100ZM158 101H160V100H158ZM165 101H166V97H165ZM195 101V102H196ZM219 101H221L220 103H219ZM263 101V102H262ZM8 102V101H7ZM6 102V103H7ZM13 102V101H12ZM12 102H10V104H12ZM69 101H67V103H68ZM95 102V101H94ZM110 102V101H109ZM108 102V103H109ZM114 102H115V99H114ZM128 102V101H127ZM235 102V101H234ZM104 103V102H103ZM111 103H112V100H111ZM141 103H142V101H141ZM264 103V100H263V98L262 99H260V98H258V99H256V101H255V103H254V107H252L253 109H254V111H253V113L254 114H256V108H258L259 106H262V104ZM21 104V103H20ZM110 104V103H109ZM116 104V103H115ZM137 104V103H136ZM164 104V103H163ZM5 105V104H4ZM14 105V104H13ZM61 105H62V103H61ZM77 105H79V104H77ZM100 105V104H99ZM117 105V104H116ZM143 105V104H142ZM157 105V104H156ZM168 105V106H169ZM6 106V105H5ZM12 106V105H11ZM24 106H26V105H24ZM92 106H94V105H92ZM110 106V105H109ZM118 106V105H117ZM138 106V105H137ZM154 106V105H153ZM164 106V105H163ZM177 106H179V107H177ZM2 107H3V105H2ZM15 107V106H14ZM56 107V106H55ZM74 107H76L75 105H74ZM106 107V106H105ZM111 107V106H110ZM109 107V108H110ZM126 107V106H125ZM139 107V106H138ZM6 108V107H5ZM10 108V107H9ZM12 108V107H11ZM45 108V109H44ZM60 108V107H59ZM66 108V107H65ZM78 108V107H77ZM81 108V107H80ZM85 108H86V106H85ZM91 108V107H90ZM92 108H94V107H92ZM112 108V107H111ZM117 108V107H116ZM135 108V107H134ZM143 108V107H142ZM170 108V107H169ZM263 108V107H262ZM24 109V108H23ZM22 109V110H23ZM27 109V110H28ZM62 110H63V107L61 108ZM67 109V108H66ZM99 109V108H98ZM97 109V110H98ZM105 109V108H104ZM149 109V108H148ZM158 109V108H157ZM61 110V111H62ZM113 110V109H112ZM111 110V111H112ZM120 110V109H119ZM125 110V109H124ZM140 110H141V108H140ZM218 111H221L220 109H217ZM258 110H259V108H258ZM14 111V110H13ZM15 111H17V109L15 110ZM19 111V110H18ZM67 111V110H66ZM66 111H64L65 113H66ZM93 112H94V110H92ZM100 111V110H99ZM99 111H97L96 113H97V115H95V116H98V117H101L100 116V113H99ZM103 111H105V110H103ZM128 111H129V109H128ZM245 111H246V109H245ZM1 112V111H0ZM11 112V111H10ZM60 112V111H59ZM101 112V111H100ZM106 112V111H105ZM110 112V111H109ZM108 112V113H109ZM244 112V111H243ZM260 112H262L261 111V109H260ZM12 113V112H11ZM10 113V114H11ZM19 113V112H18ZM26 113H30V112H26ZM30 113V114H31ZM64 113V114H65ZM69 112H67L66 114H68ZM76 114H77V112H75ZM122 113H123V111H122ZM121 113V114H122ZM147 113V112H146ZM213 113V112H212ZM216 113H218L217 111H216ZM221 113H222V111H221ZM226 113H228V114H226ZM42 114V115H41ZM61 114V113H60ZM59 114V115H60ZM65 114V115H66ZM79 114V113H78ZM144 114V113H143ZM173 114V113H172ZM6 115H8V114H6ZM56 115V114H55ZM59 115H56V116H59ZM75 115V114H74ZM73 115V116H74ZM108 115V114H107ZM117 115V114H116ZM185 115V114H184ZM183 115V116H184ZM200 115H202V113L200 114ZM224 115H222V116H224ZM9 116V115H8ZM14 116H16V115H14ZM22 116V115H21ZM62 116H63V114H62ZM114 116H115V113H114ZM129 116V115H128ZM131 116H134V115H131ZM149 116V115H148ZM188 116H189V118H188ZM213 116V115H212ZM220 116V115H219ZM243 116H244V114H243ZM0 117H4V115H3V113L1 112L0 113ZM11 117H13V116H11ZM61 117V116H60ZM84 117V116H83ZM83 117H81V118H83ZM107 117V116H106ZM110 117H112V114H111V116ZM127 117V116H126ZM152 117V116H151ZM170 117V116H169ZM172 117V116H171ZM176 117H177V115H176ZM179 117V116H178ZM259 117V116H258ZM261 117V116H260ZM23 118V117H22ZM44 118V117H43ZM47 118V117H46ZM74 118V117H73ZM118 118H119V116H118ZM125 118V117H124ZM7 119V118H6ZM5 119V120H6ZM9 119V118H8ZM14 119V118H13ZM13 119H11V121L13 120ZM20 119V118H19ZM35 119V118H34ZM34 119H33V122H34ZM84 119V118H83ZM93 119V118H92ZM110 119V118H109ZM123 119V118H122ZM127 119H128V117H127ZM3 120V119H2ZM21 120V119H20ZM41 120H43V119H41ZM45 120V119H44ZM50 120H52V119H50ZM55 120H56V118H55ZM63 120V119H62ZM79 120V119H78ZM85 120V119H84ZM90 120V119H89ZM111 120H113V119H111ZM125 120V119H124ZM262 120V119H261ZM1 121V120H0ZM19 121V120H18ZM35 121H36V119H35ZM46 121V120H45ZM96 121V120H95ZM99 121V120H98ZM130 121V120H129ZM3 122V121H2ZM4 122H6V121H4ZM22 122H23V120H22ZM74 122V121H73ZM100 122V124H102V121H99ZM10 123V122H9ZM46 123H47V121H46ZM65 123H67V122H65ZM85 123V122H84ZM83 122H82V125L84 124ZM86 123H87V118H86ZM85 123V124H86ZM96 123H98V122H96ZM96 123H95V126H96ZM207 123V122H206ZM260 122L259 121H257L256 120V124H257V126H258V124H259ZM263 123V122H262ZM262 123H260V124H262ZM8 124V123H7ZM18 124V123H17ZM36 124V123H35ZM37 124H38V122H37ZM43 124H45V123H43ZM53 124V123H52ZM74 124H76V122L74 123ZM81 124V123H80ZM177 124V123H176ZM225 124V123H224ZM4 125V124H3ZM39 125V124H38ZM48 125V124H47ZM65 125V124H64ZM67 125H69L68 123H67ZM73 125V123L70 125V127ZM98 125V124H97ZM197 125H198V123H197ZM196 125V126H197ZM205 125V124H204ZM245 126H246V124H244ZM2 126V125H1ZM0 126V128H2ZM21 126H24V123H22V125ZM37 126V125H36ZM44 126V125H43ZM84 126V125H83ZM103 126H104V124H103ZM102 126V127H103ZM176 126V125H175ZM4 127V126H3ZM24 127H26V125L24 126ZM40 128H41V126H39ZM48 127V126H47ZM67 126H65V128H66ZM99 127V126H98ZM121 127V126H120ZM124 127V126H123ZM150 127H151V129H150ZM225 127V126H224ZM240 127H241V124H240ZM243 127V126H242ZM241 127V128H242ZM34 127H31V130L33 129ZM73 128V127H72ZM109 128V127H108ZM107 128V129H108ZM125 128H127V127H125ZM226 128V127H225ZM228 128V127H227ZM226 128V129H227ZM258 128V127H257ZM6 129V128H5ZM4 129V130H5ZM9 129V128H8ZM64 129V128H63ZM67 129V128H66ZM70 129V128H69ZM99 129V128H98ZM103 129H104V127H103ZM177 129V128H176ZM201 129V128H200ZM205 129V128H204ZM207 129H209V127L207 128ZM224 129V128H223ZM240 129V128H239ZM243 129H244V127H243ZM243 129H242V131H243ZM248 129H249V127H248ZM259 129V128H258ZM37 130V129H36ZM110 130V129H109ZM165 130L167 131V132H165ZM222 130V129H221ZM251 130H253V129H251ZM259 130H261V129H259ZM6 131H7V129H6ZM30 131V130H29ZM28 131V132H29ZM35 131V130H34ZM45 131V130H44ZM78 131H79V133H80V135H81V137L82 138H80V136L78 137V139H77V135H79V134H77L78 133ZM104 131H105V129H104ZM104 131H102L101 133L102 134H104L103 132ZM197 131V130H196ZM238 131V130H237ZM242 131H240L239 130V132L241 133V135H243L242 133H246L247 131L246 130H244V132H242ZM262 131V130H261ZM37 132V131H36ZM47 132V131H46ZM51 132V131H50ZM59 132V131H58ZM114 132V131H113ZM204 132H206V134H210V129L209 130H202V134L204 133ZM212 132H213V130H212ZM212 132H211V134H212ZM234 132V131H233ZM6 133V132H5ZM7 133H8V131H7ZM14 133V132H13ZM19 132H15L14 133V137H13V139L15 140V141H17V140H20V134H18ZM20 133H21V131H20ZM24 133V131L22 132V134ZM26 133H27V128H26ZM31 133H32V131H31ZM48 133V132H47ZM77 134V135H75V134ZM105 133H108V131H106ZM120 133V132H119ZM135 133V134H134ZM218 133H220V130H219V132ZM222 133H223V131H222ZM236 133H238V132H236ZM244 133V134H245ZM260 132L259 131H256V135L259 137L260 136V134H259ZM264 133V132H263ZM18 134V135H17ZM33 134H34V132H33ZM39 134V133H38ZM37 134V135H38ZM56 134V133H55ZM74 134V135H73ZM109 134V133H108ZM111 134V133H110ZM181 134H183L184 136H188V138H190V141L189 142H187V143H185L184 144V149H186V151H185V153L184 152H182V153H180V154H178V152L176 153V155H173L171 158L173 159L172 161H169L170 159H169V157L166 155V152H168V150H169V147H170V142H172L173 140H174V138L175 137H177V136H180ZM210 134V135H211ZM215 134V133H214ZM217 134V133H216ZM232 134V133H231ZM248 134V133H247ZM24 135V134H23ZM27 135H29V134H27ZM44 135V134H43ZM53 135V134H52ZM89 135V136H88ZM195 135H196V133H195ZM237 135H240V134H237ZM246 135V134H245ZM263 135V134H262ZM4 136V135H3ZM39 136V135H38ZM46 136V135H45ZM56 136V135H55ZM105 136V135H104ZM103 136V137H104ZM113 136H114V134H113ZM113 136H111V139L113 138ZM201 136V135H200ZM207 135H205V137H206ZM212 136V135H211ZM211 136H209V137H211ZM256 136V137H257ZM7 137V136H6ZM24 137H25V135H24ZM30 137H31V134H30ZM52 137V136H51ZM58 137V136H57ZM60 137V136H59ZM182 137V136H181ZM220 136H218V138H219ZM243 137L244 138H246L247 139V141H248V146H250L252 149H253V151H252V149H249V151H251V153H250V156H249V160L250 161H252L250 158H252V159H254V161L253 162H251L250 164H257L256 163V160H257V155H259L258 153L259 152H257L256 153V151L254 150V148H255V146L252 144V140L254 139V138H256L255 137V134H253L252 136H251V139H249L248 137L249 136H244L243 135ZM242 137V138H243ZM256 138V139H258V141L257 142H259V138ZM261 137V136H260ZM22 138V137H21ZM26 138V137H25ZM39 138H40V136H39ZM44 138V137H43ZM56 138V137H55ZM85 138V139H84ZM108 138H110V136H108ZM115 138V137H114ZM179 138V137H178ZM212 138H213V136H212ZM261 138H263V137H261ZM9 139V138H8ZM27 139H29V138H27ZM59 139V138H58ZM57 139V140H58ZM104 139V141H105V137L103 138ZM215 139H217V138H215ZM220 139V138H219ZM246 139H245V141H246ZM4 140H5V138H4ZM30 140V139H29ZM33 140H36V139H34L33 138ZM39 140V139H38ZM46 140V139H45ZM49 140V138L47 139V144H49V142L51 141V138H50V141H48ZM203 140V139H202ZM204 140H207V139H204ZM236 140V139H235ZM27 141V140H26ZM31 141H32V137H31ZM40 142L42 141V137H41V140H39ZM39 141H38V143H39ZM44 141V140H43ZM55 141V140H54ZM59 141V140H58ZM106 141H107V139H106ZM209 141V140H208ZM207 141V142H208ZM217 141V140H216ZM215 141V142H216ZM237 141H238V139H237ZM239 141H240V139H239ZM260 141H263V140H260ZM6 142V141H5ZM10 142H12V141H10ZM9 142V143H10ZM33 142V141H32ZM46 142V141H45ZM94 142V143H95ZM109 142V141H108ZM107 142V143H108ZM225 142H226V140H225ZM14 143V142H13ZM16 143V142H15ZM15 143H14V145H15ZM22 143V142H21ZM27 142H25V144H26ZM37 143V144H38ZM100 143V142H99ZM98 143V144H99ZM105 143V142H104ZM243 144L245 143L244 141L242 142ZM261 143V142H260ZM4 144V143H3ZM18 144V146L19 145H21L20 143H17ZM58 144H60L61 145V148L60 149H62V153H63V151L65 150L66 151V147L64 146H62V144L59 142ZM64 144V145H65ZM182 144V143H181ZM217 144V143H216ZM243 144H242V148H243ZM24 144H22L21 146H19V149L21 150L19 153H17L18 151L16 150L15 152H14V149H13V151H11V152H13V153H11V159H10V161H9V163H8V166H10L11 168H15V169H24L25 171H26V181H24L23 183H22V186H28L25 190H23V192H21L20 190V194H18V192L16 191V193L13 195L12 193H11V195L9 196V198H8V201L10 200L11 202H12V205L10 204V206H13V207H7V206H5L3 203H0V208H4L5 210L3 211H0V236L2 237H4L5 236V234L4 233H6V232H8L7 230H4L5 228H3V223L2 222H6L7 221V219H8V221L7 222H10V220L11 221H13L14 219H15V216L17 217V215L19 214V213H21V212H23V215L27 218V217H30V220L31 221H34L31 225H32V227H33V231H35L34 233H37V232H39V231H42L43 232V229L45 228V229H47V227H49V226H51V222H49V220L47 219V214L48 215H50L49 217H54V218H56V221L57 222H52V225L55 227V228H59L58 229V231H59V233H61L62 232V237L60 238V236H59V234H58V231H56V234H53L54 235V241L53 242H51L49 245H48V243H47V247H42L43 249L42 250H44V251H42L43 252V254H45V253H47V256H45L46 258L48 257V261H50V262H54L55 263V261L57 262V263H59V264H70V263H66L63 259H64V256H66V253L65 254H63L65 251V249L63 250V246L62 245H66V243L67 242H69L68 241V239H67V237H66V234L64 233L65 231L64 230H68L67 228H66V226H65V223L66 222H68V221H70L71 222V220H69V219H72L71 218V216L73 217V215L74 216H76V209H75V206H74V204H75V202L77 201V199L79 198V199H81V197H83L82 195H81V197L80 196H76V194H75V191H74V189L73 188H75L74 187V185L73 186H70L69 188H68V191L66 190H64V187H63V183H65L66 182V179L68 178L67 177V175H68V172H66L67 170H66V168L64 167V166H62V161H64L65 160V157L63 156V157H59L58 159V161H56L55 163H54V166H52V164H51V171H49L48 169V171H49V173L51 174V175H47V174H44L43 173V171L40 173V175L38 174V176H39V178L37 179L38 180V184H37V187H36V189H35V186H36V184H35V186H33L32 184H31V180H32V178L31 177H33V175H30L29 173H31L32 172V169H29V170H27V168H29V165L28 164H30V162H28V160H27V158H24V156L26 155H29L28 153L30 152V150H31V147H26V146H23ZM237 145V146H236ZM1 146V145H0ZM3 146V145H2ZM1 146V147H2ZM4 146H6V145H4ZM218 146V145H217ZM245 146V145H244ZM258 146V143L256 144V147ZM259 146H262V145H259ZM15 147V146H14ZM13 147V148H14ZM39 147V146H38ZM42 147V146H41ZM48 147V146H47ZM89 147V148H88ZM4 149H5V147H3ZM8 148V147H7ZM10 148V147H9ZM12 148V147H11ZM11 148H10V150H11ZM17 148V147H16ZM45 148H46V146H45ZM73 148V147H72ZM95 148V147H94ZM241 148V147H240ZM262 148V147H261ZM2 149V148H1ZM140 149H142V150H140ZM181 149V148H180ZM236 149V148H235ZM58 150V149H57ZM78 150V151H77ZM77 150L75 151V149H74V151L75 152H79V149L77 148ZM90 150H91V153H90ZM182 150V149H181ZM69 151V150H68ZM67 151V154L69 153ZM72 151V150H71ZM259 151V150H258ZM34 152H36V150L34 151ZM45 152L47 153L48 152V149H46L45 150ZM233 152H234V150H233ZM1 153H3V150H2V152ZM58 153H60V151H58ZM62 153H60L59 155H62ZM263 153H264V149H263ZM24 154V155H23ZM53 154V153H52ZM35 155V154H34ZM33 155V156H34ZM48 155V154H47ZM70 155V154H69ZM187 155H188V157L189 158H191V156H192V158L190 159V160H188V158H187ZM190 155V156H189ZM36 156V155H35ZM41 156V155H40ZM66 156V155H65ZM72 156V155H71ZM75 156V155H74ZM228 156V157H229ZM262 156V155H261ZM70 157V156H69ZM232 157V156H231ZM264 157V156H263ZM9 157H7V160H9L8 159ZM199 158H197L198 160H199ZM248 158V157H247ZM5 159V158H4ZM50 159H52V158H50ZM139 159H140V161H139ZM146 159V160H145ZM220 160V162L218 161V163L219 164H214V166H213V161L214 160ZM228 159H230V158H228ZM233 159V158H232ZM235 159V158H234ZM236 159H237V157H236ZM25 160V162H27V164L25 163V162H23ZM41 160H42V157H41ZM55 160V159H54ZM53 160V161H54ZM145 160V161H144ZM248 160V161H249ZM259 160V159H258ZM34 161H35V158H34ZM59 161H60V163H59ZM143 161H144V163H143ZM195 161H196V159H195ZM6 162V161H5ZM22 162V164H24V165H21L20 163ZM260 160L258 161V164L260 165ZM37 163H40V160H38L37 161ZM248 163V162H247ZM129 164H131V165H134L135 166V171H129V170H127L128 168H126V170L127 171H124V166L125 165H128L129 166ZM262 164V163H261ZM43 165V164H42ZM66 166V167H67ZM112 168L113 167V170L114 171H116L119 175L117 176V177H113V176H111L110 174H109V172H108V168H110V167ZM159 167V169L160 170H162V171H158L157 170V168ZM216 166V167H215ZM261 166V165H260ZM210 167H215L214 169H212V168H210ZM32 168V167H31ZM263 169H264V167H262ZM84 169V168H83ZM232 169V168H231ZM240 169H241V167H240ZM259 169V167L256 169L255 168V172H253V170H254V168L252 169V173H254V174H256V175H258V174H260L261 173V170L259 171L258 170ZM9 170V169H8ZM77 170V169H76ZM258 170V171H257ZM241 171H243L244 173H246V174H248L249 176H247L248 177V179H249V181H250V183H251V190H254V191H257V193L259 192L260 193V195L262 196H264V191L262 190V188H263V186H261V188L260 187H258V186H260V185H258L256 182H257V180H256V178L254 179V176L252 177V174H251V170H250V167L247 165L246 167L245 166H243L242 167V170ZM47 172V171H46ZM77 172V171H76ZM228 172H230V169H229V171ZM18 173V172H17ZM24 173V172H23ZM83 173V174H84ZM198 173V174H199ZM264 172L262 171V174L261 175H264L263 174ZM8 174V173H7ZM13 174H14V172H13ZM20 174V173H19ZM71 174V173H70ZM73 174H74V172H73ZM113 174V173H112ZM198 174H197V177H198ZM233 174H235V173H233ZM21 175V174H20ZM72 175V174H71ZM79 174L77 173V176H78ZM82 175V174H81ZM245 175V174H244ZM255 175V176H256ZM260 175V176H261ZM15 176V175H14ZM13 176V177H14ZM165 176V175H164ZM35 177V176H34ZM71 177V176H70ZM201 176H199V178H200ZM207 177H206V179H207ZM240 177V176H239ZM262 177V176H261ZM15 178H16V176H15ZM84 178V177H83ZM220 178H221V176H220ZM233 178V177H232ZM79 179V178H78ZM87 179H86V181L85 182H87ZM89 179V180H90ZM197 179L198 178H196V181H197ZM201 179V178H200ZM217 179H219V176H218V178ZM262 179H264V178H262ZM82 180V179H81ZM85 180V179H84ZM203 180V179H202ZM213 180V179H212ZM260 179H258V181H259ZM20 181V180H19ZM203 181H205V180H203ZM203 181H202V183H203ZM234 181V180H233ZM261 181V180H260ZM262 181H264V180H262ZM3 182H6V180H4ZM91 182V181H90ZM89 182V183H90ZM207 182V181H206ZM205 182V183H206ZM221 182V181H220ZM93 183V182H92ZM199 183H200V181H199ZM215 183H217V182H215ZM235 183V182H234ZM259 183V182H258ZM6 184V183H5ZM124 184V185H123ZM204 184V183H203ZM212 184H214V183H212ZM232 184V183H231ZM59 186V188L60 189H56L55 190V186ZM194 185V184H193ZM215 185H217V184H215ZM219 185V184H218ZM223 185V184H222ZM262 185H264V184H262ZM8 186V185H7ZM9 186H10V184H9ZM181 186V185H180ZM180 186H178V188L180 187ZM199 186V185H198ZM202 186V185H201ZM204 186V185H203ZM202 186V187H203ZM209 186V185H208ZM223 186H225V185H223ZM19 187H20V185H19ZM86 187V186H85ZM84 187V188H85ZM200 187V186H199ZM219 187V186H218ZM218 187H216V188H218ZM195 188H197V187H195ZM215 188V189H216ZM220 189H221V187H219ZM229 188V187H228ZM234 188V187H233ZM9 189V188H8ZM15 189V188H14ZM28 189V190H27ZM96 189V188H95ZM138 189V190H137ZM182 189V188H181ZM194 189V188H193ZM202 189H204V188H201V190H199V188H198V190L200 191V192H198L196 195H194L193 194V197L191 198V199H189V201H188V204H190V207H191V209L192 210H196L198 207H201L202 209L203 208H207V210H208V208L210 207V206H213V207H215L216 205H220V204H222V205H220L221 207H226V206H229L227 209H228V213L225 215L224 214V212H225V210L223 209V210H220V209H216V210H214V215H217V213H218V216H219V218H218V220L220 221L221 219H223V218H225V219H227V218H229L230 219V221L231 222H238V221H235L234 219H233V216L235 215V213H237V209H235V208H233V205H232V203L229 201L230 200V198H231V196H229V198H228V200L226 201V199H223L222 197H220V196H216L217 194H216V191H215V197L214 196H212V202L210 201V203L208 204L209 206H206V207H202L201 205H203V203L199 206V199H201V198H199L200 196V194L202 193V194H205V195H207V193L208 192H204ZM31 190V191H30ZM62 190H64V191H62ZM85 191H86V193L87 192H91L90 191V188H85L84 189ZM205 190V189H204ZM212 190V189H211ZM224 189H222V191H223ZM55 191V192H54ZM101 191V190H100ZM186 191V190H185ZM194 191H196V190H194ZM214 191V190H213ZM225 191V190H224ZM228 191V190H227ZM253 191V192H254ZM37 192H39L42 196H44V198L47 196H50L49 198H51V200H49V198L44 202V203H41V202H39L38 200H37V198L39 199V197H42L40 194H38ZM92 193V192H91ZM37 194V195H36ZM94 194V193H93ZM170 194V193H169ZM192 194V193H191ZM92 195V194H91ZM91 195H89V196H91ZM139 195V196H140ZM184 195H186V193H184ZM183 195V196H184ZM209 195V194H208ZM256 195V194H255ZM12 196V197H11ZM24 196V198H26V200L28 201V206L29 205H31V207H32V212L30 211V213H28L26 210H22L23 208H19V201L18 202H16L15 200H17L18 198H22ZM29 196V197H28ZM38 196V197H37ZM63 196V198H60V197H62ZM182 196V197H183ZM258 196V195H257ZM260 196V197H261ZM262 196V197H263ZM11 197V198H10ZM53 197L54 198H56L55 200L53 199ZM208 198H209V196H207ZM13 198V199H12ZM43 198V197H42ZM42 198H41V201H43L42 200ZM189 198V197H188ZM188 198H186L185 200L187 201L188 200ZM208 198H206V199H208ZM264 198V197H263ZM5 200V199H4ZM54 200V201H53ZM184 200V199H183ZM7 200H6V202H8ZM10 201L8 202V203H10ZM23 201V200H22ZM54 203H53V202ZM124 201V200H123ZM1 202H4L3 200H1ZM5 202V203H6ZM65 202V203H64ZM207 202H209V200H207ZM247 202V204L245 203V206L249 209L250 208V204H252V199H251V202H250V200L249 201H246ZM261 202H262V199H261ZM21 203H23V202H21ZM124 203V202H123ZM187 203V202H186ZM258 203V202H257ZM26 204V203H25ZM48 204V205H47ZM127 204V203H126ZM254 204V203H253ZM9 205V204H8ZM97 205V206H96ZM173 205V204H172ZM180 205V204H179ZM224 205V206H223ZM3 206H5V207H3ZM21 206V205H20ZM96 206V207H95ZM118 206V205H117ZM121 206V205H120ZM184 206V205H183ZM258 205H256V207H257ZM22 207H24L25 208V206L23 205ZM47 207H48V209H47ZM133 207V206H132ZM213 207H210V208H213ZM258 207H260V205L258 206ZM97 208V212H95L94 210ZM119 208V207H118ZM139 208V207H138ZM209 208V209H210ZM161 209V208H160ZM176 209V208H175ZM186 209V208H185ZM262 209V208H261ZM260 209V210H261ZM121 210H122V215L125 213V214H127V212H128V209H126V208H124V207H121ZM179 210V209H178ZM183 210V209H182ZM199 210V212L200 211H202V213H203V210H201L200 208L198 209ZM245 210H247L246 208H245ZM258 210H259V208H258ZM259 210V211H260ZM55 212V214L54 213H49V212ZM129 211H130V209H129ZM175 211V210H174ZM215 211H216V214H215ZM224 211V212H223ZM256 211H257V209H256ZM138 212V214H140V211L138 210L137 211ZM211 212H212V210H211ZM47 213V214H46ZM205 213V212H204ZM223 214V215H221V214ZM258 213V212H257ZM46 214V215H45ZM97 214H100L101 216L99 217V218H97ZM137 214V213H136ZM162 214V213H161ZM182 214H183V212H182ZM193 214V213H192ZM197 214V213H196ZM220 214V215H219ZM237 214H240V216L241 215H243L244 213H242V212H238ZM237 214H236V218H237V220H238V217L239 216H237ZM66 215H70V217L69 218H67V216ZM155 216H157L156 214H154ZM260 215V214H259ZM259 215L257 216V217H259ZM262 215V214H261ZM132 216V215H131ZM134 216H135V214H134ZM137 216V215H136ZM140 216H143V214L142 215H140ZM139 216V217H140ZM159 216H160V214H159ZM191 216V215H190ZM206 216V215H205ZM24 217V218H25ZM48 217V218H49ZM180 217V216H179ZM198 217V216H197ZM210 217H211V214H210ZM213 217V216H212ZM231 217V218H230ZM235 217V216H234ZM256 217V218H257ZM61 218V219H60ZM190 218V217H189ZM193 218V217H192ZM196 218V217H195ZM245 218V217H244ZM247 218H251V215H249V213H248V215H247ZM144 219V218H143ZM197 219V218H196ZM199 219V218H198ZM203 219V218H202ZM28 220H29V218H28ZM74 220V219H73ZM145 220V219H144ZM151 220V219H150ZM153 220H155V219H153ZM156 220H157V218H156ZM177 220H178V218H177ZM180 220V219H179ZM224 220V219H223ZM257 220H258V218H257ZM26 221V220H25ZM133 222V217H128V220H127V222ZM190 221V220H189ZM194 222L196 221V220H193ZM193 221L191 222V223H193ZM214 222L216 221V219L215 220H213ZM227 221V220H226ZM249 221V220H248ZM27 222V221H26ZM28 222H30V221H28ZM123 222H124V220H123ZM141 222V221H140ZM143 222V221H142ZM141 222V223H142ZM156 222V221H155ZM199 223V221H196L195 223ZM201 222H203V221H201ZM222 222V221H221ZM225 222V221H224ZM144 223V222H143ZM148 223V222H147ZM176 223H178L177 221H176ZM184 223H186V222H184ZM183 223V224H184ZM204 223V222H203ZM258 223V222H257ZM118 225V226H117ZM142 225H144V224H142ZM163 225V224H162ZM192 225V224H191ZM222 225V224H221ZM8 226V225H7ZM9 226H10V224H9ZM29 226H30V224H29ZM52 226V227H53ZM145 226H149V225H145ZM188 226H189V224H188ZM197 226H199V225H197ZM224 226V225H223ZM240 226H242V225H240ZM257 226H260V225H257ZM26 227H28V226H26ZM40 227H42V228H40ZM69 227V226H68ZM76 227V226H75ZM206 227V226H205ZM40 228V230H38ZM70 228H71V225H70ZM151 228V227H150ZM153 228V227H152ZM190 228V227H189ZM188 228V229H189ZM225 228V227H224ZM223 228V229H224ZM262 228H263V226H262ZM11 228H9V230H10ZM50 229V228H49ZM78 229H79V227H77V228H72V229H70V231L71 232H69V233H71V237H74V236H76L78 233H79V231H78ZM155 230H156V228H154ZM158 229V228H157ZM196 229V227L195 226H191V228L189 229V231L188 230H186V231H188V232H190V234H193V232H194V230ZM201 229V228H200ZM206 229V228H205ZM264 229V228H263ZM14 230V229H13ZM17 230V229H16ZM22 230V229H21ZM52 230V229H51ZM57 230V229H56ZM167 230V229H166ZM197 230V229H196ZM202 230V229H201ZM200 230V231H201ZM262 230V229H261ZM19 231H20V229H19ZM45 231V230H44ZM132 231V230H131ZM131 231H129V232H131ZM135 231V230H134ZM170 231V230H169ZM174 231V230H173ZM200 231H198V232H200ZM218 231V230H217ZM260 231V230H259ZM21 232V231H20ZM26 232V231H25ZM48 232V231H47ZM179 232V231H178ZM219 232V231H218ZM138 233V232H137ZM172 233V232H171ZM180 233V232H179ZM210 233V232H209ZM221 233V232H220ZM223 233V232H222ZM48 234V233H47ZM134 234H135V232H134ZM139 234V233H138ZM144 234V233H143ZM147 234V233H146ZM155 234H157V233H155ZM164 234H165V232H164ZM186 234L187 233H185L184 235H185V239H186ZM189 234V233H188ZM196 234H198V233H196ZM263 234V233H262ZM21 235V234H20ZM31 235H32V233H31ZM34 235V234H33ZM38 235V234H37ZM40 235V234H39ZM48 235H50V234H48ZM127 235H131L130 233L129 234H127ZM133 235V234H132ZM174 235V234H173ZM213 235V234H212ZM221 235V234H220ZM236 235V234H235ZM234 235V236H235ZM24 236V235H23ZM43 236V235H42ZM126 236V235H125ZM124 236V237H125ZM144 236H146L145 234H144ZM148 236V235H147ZM146 236V237H147ZM179 236H180V234H179ZM200 236V235H199ZM216 235H214V237H215ZM218 236V235H217ZM242 236H244V235H242ZM41 237V236H40ZM124 237H123V239H124ZM128 237V236H127ZM134 237V236H133ZM155 237V236H154ZM171 237V236H170ZM169 237V238H170ZM191 237V236H190ZM202 237V236H201ZM219 237H221V236H219ZM219 237H217V238H219ZM222 237H223V235H222ZM225 237V236H224ZM245 237V236H244ZM7 238V237H6ZM34 238V237H33ZM43 238V237H42ZM57 238V239H56ZM96 238V237H95ZM95 238H94V241H96L95 240ZM126 238V237H125ZM160 238V237H159ZM172 238V237H171ZM175 238V237H174ZM179 238V237H178ZM189 237H187V239H188ZM198 238V237H197ZM208 237L206 236V239H207ZM262 238H264V237H262ZM32 239V238H31ZM31 239L29 240V237H28V240L29 241H31ZM39 238H37V240H38ZM71 239V238H70ZM149 239V238H148ZM191 239V238H190ZM190 239H188V240H190ZM211 239H212V237H211ZM215 239V238H214ZM25 240H26V238H25ZM24 240V241H25ZM28 240H26V242L28 241ZM33 240V239H32ZM34 240H36V239H34ZM40 240H42V239H40ZM46 240V239H45ZM77 240V239H76ZM128 240V239H127ZM135 240V239H134ZM143 240V239H142ZM150 240V239H149ZM163 240V239H162ZM174 240V239H173ZM172 240V241H173ZM180 240H182L181 238H180ZM222 240H223V238H222ZM227 240V239H226ZM12 241V240H11ZM98 241V240H97ZM110 241V240H109ZM115 241V240H114ZM119 241H121L122 242V239L121 240H119ZM137 241H139V240H137ZM148 241V240H147ZM150 241H152V240H150ZM185 241V240H184ZM187 241V240H186ZM197 241V240H196ZM208 241V240H207ZM206 241V243H208ZM215 241V240H214ZM217 241V240H216ZM220 241V240H219ZM224 241H225V239H224ZM259 241V240H258ZM5 243V240H1L0 241V245H2V243ZM33 242V241H32ZM43 242V241H42ZM48 242V241H47ZM87 242V241H86ZM156 242V241H155ZM155 242H152V243H155ZM159 242V241H158ZM165 242V240L163 241V243ZM203 242H205V241H203ZM210 242H211V240H210ZM209 242V243H210ZM222 242V241H221ZM220 242V243H221ZM239 242V241H238ZM30 243V242H29ZM36 243H37V241H36ZM41 243V242H40ZM93 244V246H95L96 245V243H95V245H94V242H92ZM124 243V242H123ZM132 243V242H131ZM145 243L147 244L148 242H146V239H145ZM160 243V242H159ZM167 243V242H166ZM172 243H174L175 244V241L174 242H172ZM181 243V242H180ZM190 243V242H189ZM201 243V242H200ZM205 243V244H206ZM214 244H215V242H213ZM212 243V244H213ZM217 243H218V241H217ZM224 243V242H223ZM25 244V243H24ZM32 244H35V243H32ZM112 244V243H111ZM110 244V245H111ZM113 244H114V242H113ZM121 244V243H120ZM127 244H128V242H127ZM139 244V243H138ZM168 244V243H167ZM183 244H185V243H183ZM182 244V245H183ZM204 244V243H203ZM203 244H201V246L203 245ZM230 244H231V242H230ZM41 246H42V244H40ZM40 245H39V247H40ZM85 245V244H84ZM89 245V244H88ZM91 245V246H92ZM104 245H105V243H104ZM134 245V244H133ZM132 245V246H133ZM137 245V244H136ZM142 245H143V243H142ZM141 245V246H142ZM149 245V244H148ZM148 245H146L147 247H148ZM152 245V244H151ZM159 245H161V251H162V249H163V245H162V243L161 244H159ZM219 245V244H218ZM107 246H109V245H107ZM128 246H129V244H128ZM131 246V248L133 249V247H136V246H133L132 247ZM155 246V245H154ZM170 246H171V243H170ZM169 246V247H170ZM233 246V245H232ZM232 246H229V247H232ZM26 247V246H25ZM103 247V246H102ZM101 247V245H100V249L102 248ZM146 247V248H147ZM157 247H159L158 246V244H157ZM168 247V249H170ZM179 247V246H178ZM193 247V246H192ZM88 248V247H87ZM91 247H89V249H90ZM104 248V247H103ZM106 248V247H105ZM104 248V249H105ZM112 248V247H111ZM130 248V249H131ZM144 248V247H143ZM154 248V247H153ZM152 248V249H153ZM156 248V247H155ZM160 248V247H159ZM159 248H156V249H159ZM173 248H174V245H173ZM172 247H171V249H173ZM186 248V247H185ZM213 248H214V245H213ZM31 249H32V251H31V253H29V255L28 256H26L23 260H22V262H21V264H26V262L27 261H31V260H33L34 259V257H35V253H38V251H35L32 247H31ZM53 249H57L58 250V252L57 253H60L61 255L60 256H58V258L57 259H55L54 257V254H52L53 253ZM83 249V248H82ZM103 249V250H104ZM108 249V248H107ZM109 249H110V247H109ZM129 249V248H128ZM140 249V248H139ZM167 249V250H168ZM219 249V248H218ZM229 249V248H228ZM70 250V249H69ZM91 250V249H90ZM98 250V249H97ZM112 250H113V248H112ZM111 250V251H112ZM117 250V249H116ZM120 250H122V248L120 247ZM135 250V249H134ZM146 250V249H145ZM144 249L142 250V251H145ZM155 250V249H154ZM174 250H175V248H174ZM174 250H172L173 252H174ZM177 250V249H176ZM180 250H182V249H180ZM185 250V249H184ZM222 250V249H221ZM230 250H231V248H230ZM70 251H72V250H70ZM87 251H89V250H86V252ZM110 251V252H111ZM125 252H126V249L124 250ZM132 251V250H131ZM137 251V250H136ZM140 251V250H139ZM147 251H149V250H147ZM152 251V250H151ZM157 251V250H156ZM161 251H160V254H162V253H164V251L161 253ZM170 251V250H169ZM169 251L167 252V253H169ZM172 251H170V253L172 252ZM224 251V250H223ZM223 251H221V252H223ZM41 252V251H40ZM99 252H101L100 250H99ZM99 252L97 253V255L95 256V257H97L98 256V254H99ZM107 252H109L108 250H107ZM109 252V253H110ZM115 251L113 250V252L112 253H114ZM128 252V251H127ZM179 252V251H178ZM50 253V254H49ZM75 253H76V251H75ZM105 253H106V251H105ZM108 253V255L111 257V255H112V253H111V255ZM117 254H118V252H116ZM133 253V252H132ZM138 253V252H137ZM137 253H136V256H137ZM140 253H141V251H140ZM143 253V252H142ZM141 253V254H142ZM145 254H146V252H144ZM143 253V254H144ZM149 253H150V251H149ZM153 253V252H152ZM166 253V254H167ZM174 253H176V252H174ZM200 253V252H199ZM227 253V252H226ZM231 253V252H230ZM96 254V253H95ZM100 254H102V253H100ZM115 254V253H114ZM140 254V255H141ZM145 254L144 255H141V256H145ZM154 254V253H153ZM157 256H158V254L157 253H155ZM165 254V253H164ZM166 254L164 255V257H167L166 256ZM197 254V253H196ZM222 254V253H221ZM244 254V253H243ZM38 255H41V254H38ZM37 255V256H38ZM63 255V256H62ZM68 255V254H67ZM89 255V254H88ZM106 255V254H105ZM131 255V254H130ZM148 255V257H150V255L149 254H147ZM173 255V254H172ZM177 255V254H176ZM209 255V254H208ZM245 255V254H244ZM42 256V255H41ZM77 256V255H76ZM86 256V255H85ZM100 256V255H99ZM103 256H104V252H103ZM114 256H116V255H114ZM162 256V255H161ZM198 256V255H197ZM216 256V255H215ZM229 256V255H228ZM230 256H233V255H230ZM89 257V256H88ZM88 257H86V258H88ZM93 257V256H92ZM91 257V260L94 258H92ZM100 257H102V255L100 256ZM100 257H99V259H100ZM147 257V258H148ZM156 257V256H155ZM181 257V256H180ZM71 258V257H70ZM82 258V257H81ZM86 258H83V259H85V261H87L86 260ZM90 258V257H89ZM88 258V259H89ZM115 258V257H114ZM126 258V257H125ZM128 258V257H127ZM131 258V257H130ZM138 258H142V257H139V254H138ZM146 258V257H145ZM151 258H153V256L151 257ZM158 258H159V256H158ZM169 258V257H168ZM168 258H166V260H168ZM175 258H176V256H175ZM200 258V257H199ZM67 259H68V257H67ZM66 259V260H67ZM105 259V258H104ZM112 260H113V258H111ZM110 259V260H111ZM123 259V258H122ZM160 259V258H159ZM163 258L161 257V260H162ZM177 259H179L178 258V256H177ZM177 259H175L177 262H179ZM182 259V258H181ZM201 259V258H200ZM205 259V258H204ZM214 259H216V258H214ZM219 259H221V258H219ZM224 259V258H223ZM74 260H76V264H79V262H78V260L76 259V257H74ZM140 260L141 259H139L138 260V263L140 262ZM142 260H143V258H142ZM145 260V259H144ZM165 259H163V261H164ZM225 260H226V258H225ZM68 261V260H67ZM107 261H109V258L107 259ZM129 261V259L127 260H125V262L127 263ZM137 261V260H136ZM146 261V260H145ZM158 261V260H157ZM69 262V261H68ZM88 262V261H87ZM93 262V261H92ZM99 262V261H98ZM115 262V261H114ZM149 262V261H148ZM168 262V261H167ZM175 262V261H174ZM207 262V261H206ZM211 262V261H210ZM56 263V264H57ZM89 263V262H88ZM94 263V262H93ZM101 263V262H100ZM106 263V262H105ZM104 263V264H105ZM107 263H110V262H107ZM122 263L124 264V262L122 261ZM129 263V262H128ZM145 263V262H144ZM143 263V264H144ZM151 263V262H150ZM158 263V262H157ZM162 263H165V262H161V264ZM171 263V262H170ZM169 263V264H170ZM180 263V262H179ZM178 263V264H179ZM208 263V262H207ZM221 263V262H220ZM223 263V262H222ZM28 264V263H27ZM71 264H75V261L73 262L72 261V263ZM95 264H97V263H95ZM115 264V263H114ZM118 264V263H117ZM131 264V263H130ZM135 264V263H134ZM139 264H142V262L141 263H139ZM145 264H147V263H145ZM156 264V263H155ZM158 264H160V262L158 263ZM168 264V263H167ZM172 264V263H171ZM175 264H177V263H175Z\"/></svg>",
  "mask_w": 264,
  "mask_h": 264
}]
</instances>
